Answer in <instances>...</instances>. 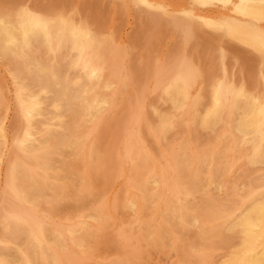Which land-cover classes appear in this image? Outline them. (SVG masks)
Wrapping results in <instances>:
<instances>
[{
	"label": "rangeland",
	"instance_id": "374dc122",
	"mask_svg": "<svg viewBox=\"0 0 264 264\" xmlns=\"http://www.w3.org/2000/svg\"><path fill=\"white\" fill-rule=\"evenodd\" d=\"M18 1L19 0H16V1L5 0V3H4V1L2 2V0H1L0 1V6H1L0 7V18L7 21L8 23H11L13 21V17L11 15V13H12L11 9L13 10V9L17 8L16 9L17 13H20V14L28 16V17H35V18L41 19L47 25H52V22H54L56 20L65 19L66 21L70 22L73 26L78 27L84 33H86L92 42H91V46L89 47L90 49H89L88 54L84 57L83 60H80V62L77 59L76 55L71 53L70 51H64L62 53L58 52V51L55 52L54 50H50V49L46 48L45 46H42L43 45L42 43H39V44L34 43L33 44L34 48L32 46H30L29 47L30 49L26 50L24 55H20L19 57L15 56V55H9L8 57L6 56L7 58H5L4 56L0 55V75H1L0 76L1 77L0 78V81H1L0 82V120H1L0 124L3 123L0 126V158L2 157V158H4V160H6L5 163L3 164L4 165L3 169L5 170L7 165L11 163V168L15 171L16 175H18L19 177H23L26 174L23 178L26 179L27 176L29 175L27 179H30L32 181L38 180V183L39 184L41 183L39 185V188H38L39 190L38 189L35 190L34 191L35 194H33L32 197L24 196L23 192L20 190L21 187L19 185L17 187L18 194H13L12 196L8 194L7 197H4L3 189H5V182H6L5 180L6 179H5V174L3 172L4 175L0 179L1 180V185H0V218H1L0 219V236H1L0 237V248H1L0 254L3 255L9 262H12L13 264L15 262H16L15 264H22L21 261H22L23 255L25 254L24 251L26 252L27 249L29 248L28 243H29L30 238H31L30 236L32 235V232L35 234H36V232H38L39 234L44 233L45 236H47V239L49 242V244L46 243L47 245H43V246L35 245L33 247L34 248L33 254H35L36 260H38L37 262H39L40 264H70V263L71 264H88V263L89 264L90 263L91 264H116V263L117 264H127V263H129V264H144V263L145 264L146 263L147 264H176V263L182 264L181 263L182 259L178 255L177 251H175V249L170 244L165 243V241H163L164 238H162V239L160 238L161 240L159 239L158 242L161 244H158L156 246H152V244L149 243L151 241H149V242L148 241L147 242L146 241H144V242L140 241V243H141L140 248H141V251L143 252V256L140 259L135 257L136 259L134 258V259H131L129 261H126L125 257L123 256V250H124L123 248H125V246H127V242L129 244V246H127V247H129L130 249H133L134 247L137 248V245H135V240H133V238L135 236H138V234H139L138 231H140L142 229H143L142 230L143 233L145 231H147V235L150 233L154 234V232L157 233L160 231H161L160 234L164 235V234H167L169 232V230L171 231V229L174 231H176V229H177L176 232H178L181 229V227H183V225L182 224L180 225V223L174 224L173 226H175V227L166 225L167 224L166 220L168 219L167 217H170V215H168V214L169 213L171 214L172 208H173L172 206L175 205L174 203H177V201H178L177 205L178 204L181 205V203L182 204L186 203L185 205H189L192 203V200H193V202L195 201V197L192 194V192L190 191V183L192 182V179L190 177H180V176L176 175L177 173L173 170L171 171L170 167H168V165L165 164L164 159H163V157L165 155L164 156H162V155L164 153L165 154L167 153L166 156H178V155H181L184 153L183 148H185V152H189V150H191V152H195L196 154H200L205 149L208 148L209 143L211 145V143L214 144L218 140L216 137H219V135H221V134H219L220 128H221L222 133L227 132L228 128L225 129V126H223L224 128H222V126H219L216 129V130H218V132L216 131V133H215V130L213 132L206 131V133H205V130H203L200 127V125H201L200 121H201V119H203L205 117L202 115H205L206 112L209 111V108H210L209 112H212L214 110L213 106L222 105L225 102L228 103V101L233 98V96H231V94L233 95V93L235 92L234 96L238 94L237 96H240L242 99H250V100L253 99L252 101L254 103L257 102L256 106L263 113V111H264V92H263L264 89H262V88L264 87V74H263L264 73V59H262V58L264 57V47H263L264 45H262V44H264L263 43L264 42V28H263L264 27V22H263L264 21L263 20V17H264V0H237V2H236V0H183L182 2H181V0L180 1L179 0H175V1L174 0H172V1L171 0H21L19 2V6H18ZM8 2H10V3H8ZM183 2H184V4H183ZM231 2H233V3L231 4ZM175 3H176V5H175ZM11 4L13 5V7ZM20 4H22V5H20ZM181 4L184 6H182ZM206 4H208V5H206ZM230 4L232 5V7ZM179 5H181V6H179ZM209 5H211V6H209ZM234 5H235V7H234ZM30 6H32V10H31V8L29 9ZM152 6H154V7H152ZM47 7H49L50 9L48 10ZM52 7H54V8L52 9ZM58 7H59V9H58ZM201 7H204L203 10L201 9ZM9 8H10V10H9ZM37 8L39 11H37ZM1 9L4 11H2ZM54 9L56 11H54ZM204 9H207V10H204ZM209 9L214 10V11L211 12V10H209ZM247 9L252 10L253 14L248 15V13L246 12ZM41 10L43 11V13L41 12ZM221 10H223V11H221ZM205 11H207V12H205ZM56 12H57V14H56ZM208 12H210V13H208ZM47 13H48V15H47ZM51 13H53V14H51ZM78 14H80V15L78 16ZM211 15H213V16H211ZM77 16H78V18H77ZM158 16H159V18H158ZM87 17H88V19H87ZM91 20H92V22L90 24ZM153 20H155V21H153ZM255 22L258 24H256L254 26L255 27L254 28L253 25L255 24ZM94 23H95V25H94ZM160 24L162 26H160ZM164 24H165V26H164ZM187 24H188V26H189V24L191 26L187 27ZM172 25H173V28H172ZM91 26L93 27V29ZM100 27H101V29H100ZM257 27H259V29H257ZM260 27H261V29H260ZM107 28H109V29H107ZM158 28H160V29H158ZM104 29H105V31H104ZM197 29H198V31H196ZM164 30L166 32H164ZM187 30H188V32H187ZM95 32H97V33H95ZM248 32H250L249 36H248ZM254 33H255V35H254ZM105 34H107V35H105ZM174 35H176V36H174ZM179 35H181V36H179ZM184 35H185V37H184ZM230 36H231V38H230ZM190 37H191V39H190ZM207 37H208V39H207ZM123 38L125 39V41ZM210 38H213V39H210ZM173 39H175V40H173ZM193 39H194V41H193ZM232 41H234L235 43ZM108 42H110V43H108ZM240 42H241V44H240ZM251 43L254 44L255 46L253 47V45H251ZM37 44H38V46H37ZM112 44H114V45H112ZM126 44H127V46H126ZM246 44H248L249 46L251 45L252 47H248V45H246ZM231 45H233V48ZM112 46H114L115 48ZM124 46L126 47V50H125ZM147 46H148V48H147ZM245 46L248 47L247 48L248 50L246 49ZM256 46H258V47H256ZM43 47H44V50H42ZM173 47H175V48H173ZM234 47H235V49H234ZM249 48H251V49L249 50ZM254 50H255V53H254ZM147 51H148V53H147ZM175 52H176V54H175ZM194 52H196V53H194ZM220 52H222V53H220ZM225 52H227L228 54ZM114 53H115V55H114ZM117 53H119V55ZM126 53H127V56L125 55ZM176 55H177V58H176ZM178 55H182L181 56L182 58H180V56H178ZM241 55H244V56H241ZM117 56H120L119 57L120 59ZM143 57L146 59L143 60ZM60 58H61V60H60ZM106 58H108V59H106ZM121 58L123 61L121 60ZM125 58H126V60H125ZM151 58H153V59H151ZM163 58H164V60H162ZM185 58H186V60H185ZM223 58H225V59H223ZM259 58L262 60H260ZM62 59H64V62ZM68 59H71V60H68ZM116 59H117V61H116ZM193 59H195L196 61ZM217 59H220V61H218ZM191 60H193V61H191ZM8 61H10V62H8ZM31 61L34 63H32ZM121 61H122V64L120 63ZM176 61H178V62H176ZM190 61L194 62V63H191ZM107 62H109V64ZM117 62H119L118 63L119 65H116ZM142 62H143V64H142ZM197 62H198V64H197ZM236 62H237V64H236ZM188 63H189V65H188ZM33 64L34 65L37 64V66L35 65L36 66L35 69L33 68ZM39 64H40V66H39ZM104 64H105V66H104ZM164 64H166L165 67H167V68L164 67ZM169 64H170V66H169ZM156 65H158L157 66L158 69H157ZM198 65H199V67H198ZM214 65H216V66L214 67ZM130 66H133V67H130ZM193 66H195V67H193ZM203 66H205V67H203ZM207 66H209V67H207ZM236 66H237V68H236ZM37 67L42 68L44 70L45 76L44 75L41 76L42 74H40L38 72ZM51 67H52V69H51ZM56 67H58V68H56ZM170 67H172V68H170ZM187 67H189V69ZM258 67H260V69ZM114 68H115V71H114ZM163 68H164V70H163ZM175 68H176V70H175ZM193 68L196 71H194ZM155 69H157V70L155 71ZM220 69H222V70L220 71ZM231 69H232V71H231ZM261 69H263V70H261ZM121 70H123V71H121ZM178 70H180V71H178ZM198 70H200V71H198ZM238 70L240 73H238ZM245 70H246V72H245ZM21 71H23V72L21 73ZM33 71H35V72H33ZM81 71H82V73H81ZM118 71H119V74H118ZM126 71H127V73H126ZM159 71H161V72H159ZM166 71H169V72L167 73ZM74 72H76V73H74ZM188 72H190L191 74L190 73L188 74ZM218 72H219V74H218ZM234 72H235V74H234ZM36 73H37V75H36ZM90 73L95 77V82L92 83L94 85L90 84L89 80H87L86 74L88 76H90ZM154 73H155V75H154ZM156 73H157V75H156ZM170 73H172V74H170ZM175 73H176V75H175ZM196 73H197V75H196ZM232 73L234 74L233 77L231 75ZM48 74L50 77L48 76ZM117 74H118V76H117ZM159 74H161V75H159ZM246 74H248V75H246ZM258 74H259V76H258ZM189 75H190V78H188ZM253 75H255V76H253ZM17 76L18 77L20 76V77L18 78ZM121 76H122V78L120 80ZM132 76H133V78H132ZM234 76H236V77H234ZM238 76H240V81L238 79L239 78ZM246 76H248L247 77L248 79L246 78ZM252 76L254 79L252 78ZM6 77L8 80L6 79ZM15 77H16V79H15ZM155 77H157V78H155ZM196 77H197V81H196ZM204 77H206V78H204ZM165 78H167V79H165ZM14 79H15V81H14ZM18 79L23 81L26 84V86L28 87V89L27 88L26 89L20 88V86L16 82V80H18ZM22 79H24V80H22ZM221 79H222V81H221ZM260 79L261 80L263 79V80L261 81ZM45 80H46V83H45ZM83 80H85V81H83ZM118 80H120V81L118 82ZM125 80H127V81H125ZM225 80H227V81L224 82ZM231 80H232V83L230 82ZM138 81H140V82L138 83ZM162 81H163V83H162ZM206 81L208 82V84ZM220 81H221V83H220ZM241 81L243 82L242 84H241ZM247 81H249V84ZM131 82H132V84H131ZM169 82H171V83L169 84ZM196 82H198V83H196ZM199 82H202V83H199ZM205 82H206V84H204ZM253 82H254V84H252ZM259 82L260 83L263 82V84L262 83L260 84ZM59 83H61V84H59ZM129 83H130V86H129ZM1 84H3V86ZM79 84H80V86H79ZM182 84L184 85V87ZM221 84H222V86H220ZM236 84H237V86H236ZM43 85L46 86V89H44V93L42 94V98H43L42 102L44 101L43 106L45 109L48 108V110L44 111V109H43L44 112H42V114L39 117H37V119L35 120V123H33V125H31L30 124L31 119H29V115H30L32 107H34L36 104L33 105L32 102L27 101V100H23V101H19V100L21 99L22 96L25 97L29 90L30 91H36L39 86L41 87ZM65 85H66V88H64ZM255 85L258 87H255ZM67 86H69V87H67ZM91 86H93V87H91ZM94 86L96 89L94 88ZM116 86H118V87H116ZM134 86H135V88H134ZM145 86H146V91H145ZM200 86H203V87L200 88ZM229 86L231 89L229 88ZM232 86H233V88H232ZM246 86H248V87H246ZM40 87L38 89H40ZM49 87H51V88H49ZM88 87H89V89H88ZM175 87H176V89H175ZM184 88L188 94L190 102L192 103L194 108L199 112L196 113L194 109H190V111H189L188 108L186 110H185V108H182L180 106V104L182 105L183 101H181L180 99L174 98V102L172 104L166 102V100H168L167 94H168V96H170V94L171 95L175 94V92L177 90L183 91ZM196 88H198V89H196ZM248 88H249V90H248ZM91 89L92 90L95 89L96 91H91ZM121 89H123V90L120 91ZM128 89H130V90L128 91ZM134 89H135V91H134ZM189 89L192 91H190ZM224 89H225L226 93H225V91H223ZM232 89H233V91H232ZM52 90H54L53 93H52ZM136 90H137V92H136ZM171 90H173V93H171L172 92ZM238 90L240 91V93L242 95L239 93ZM241 90H242V92H241ZM160 91H162V94ZM219 91H220V94H219ZM228 91H231V92H228ZM100 92L103 94H99ZM109 92H110V94L111 93L112 94L110 95ZM257 92H259V93H257ZM10 93H12V94L10 95ZM93 93L96 97L93 95ZM207 93H209V94H207ZM125 94H126V96H125ZM128 94H131V95L129 96ZM141 94H142V96H141ZM156 94H158V96ZM191 94H193V96ZM250 94H251V97H250ZM89 95H91V96L93 95L92 96L93 103L95 102L94 104L91 102L93 104L92 108H89V102L90 101H87V99H88L87 97ZM109 95H110V97H109ZM61 96H62V99H61ZM84 96H86V102H87L86 104H84V101H83ZM131 96H132V98H131ZM133 96H135L136 98H134ZM220 96H221V98H219ZM230 97H232V98H230ZM252 97H254V98H252ZM11 98H13V99H11ZM81 98H82V100H81ZM201 98L204 100L202 101ZM213 98H215V100ZM194 99H195V102H194ZM219 99H220V101H219ZM222 99H223V101H221ZM6 100H7V102H5ZM26 101H27V103H26ZM63 101H65L63 103L64 105L62 104ZM102 102L103 103L105 102V103L103 104ZM165 102H166V105H165ZM212 102H213V104H212ZM131 103H132L133 108L131 107ZM11 104H12V107H10ZM163 104H164V107H163ZM62 105L64 107H62ZM110 105H112V106H110ZM200 105L202 107H200ZM193 106H192V108H193ZM76 107H78V108H76ZM79 107H80V109H79ZM149 107H150V109H149ZM156 107H157V109H156ZM180 107H181V109H180ZM143 108H144V110H143ZM152 108H155V109H153L154 111L151 110ZM176 108H178V109H176ZM129 109H130V111H129ZM134 109H135V111H134ZM141 109H142V111H141ZM79 110H81V111H79ZM177 110H179V112H178L179 114L178 113L176 114L177 119H176V116L174 118L171 117L170 119H169V116H166L167 113L169 114L170 112H172V111L175 112ZM49 111H51V112L49 113ZM4 112H5V115H4ZM143 112H144V114H143ZM147 112L149 113V115L147 114ZM163 112H165V113H163ZM192 112L194 114H192ZM107 113H108V115H107ZM181 113H182V116L180 115ZM52 114L54 117H50V116H52ZM72 114H74L75 117ZM103 114L106 115V117ZM185 114L187 115L188 119L185 116ZM195 114L197 115V118H196ZM44 115L45 116L47 115L48 117L47 116L44 117ZM70 115L72 116L73 119L70 117ZM77 115H79V116H77ZM132 115H133V117H132ZM138 115H139V117H138ZM13 116H14V119H13ZM93 116H94V118H93ZM142 116L144 119L142 118ZM161 116H162V118H161ZM232 116H233L232 121H234L235 118L237 117V115L233 114ZM99 117H100V119H99ZM164 117L166 118V120ZM183 117H185L184 120H183ZM10 118H11V120H9ZM53 118H54V120H53ZM132 118L133 119L135 118V120L133 121ZM224 118L228 119L229 116L225 115ZM3 119L5 120V122L2 121ZM12 119H13V121H12ZM102 119H103V121H102ZM129 119H130V121H129ZM185 119H186V122H185ZM67 120H68V122H66ZM101 121H102V123H101ZM172 121H174L175 124ZM177 121H179V122H177ZM191 121H192V123L189 124ZM20 122H21V124H20ZM46 122H48V123H46ZM131 122H133L135 125L131 124ZM168 122H169V124H168ZM5 123L8 126L5 125ZM12 123H14V124H12ZM55 123H56V126H55ZM85 123H87L88 126H87V124L85 125ZM120 123H121V125H120ZM163 123H164V125H163L164 128L160 129L161 127H163L162 126ZM176 123H178V125ZM179 123H181V124H179ZM11 124H12V126H11ZM41 124H43V125H41ZM130 124H131L132 128L130 127ZM150 124H152V125H150ZM186 124H189V127ZM34 125H35V127H34ZM124 125H125L126 129L124 128ZM175 125H177V126H175ZM72 126H73V128H72ZM77 126H78V128H77ZM153 126H154V128H153ZM179 126L180 127L182 126V127L180 128ZM194 126L196 128H194ZM8 127H9V129H7ZM157 127H158V129H157ZM31 128L34 129L36 132L39 131L40 132L39 134H42L44 132L45 133L48 132L49 133L48 139L46 140V143H43L44 145L39 144V145L35 146L34 148H32L33 150L31 149V150H27V151H21V150H19L18 145H20V143L25 139V137L27 135L32 133ZM66 128H67V130H66ZM175 128H177V130ZM184 128H185V133H183ZM57 129H58V131H56ZM59 129H61V131H59ZM96 129H97V131H96ZM154 129H157V132ZM197 129L199 131V136H197V134H198ZM8 130H9V132H8ZM113 130H115V131H113ZM136 130H137V132H136ZM178 130H179V133H178ZM134 131H135V133H134ZM159 131L161 133H158ZM164 131H165V133H164ZM169 131L172 135L169 133ZM81 132L84 135H82ZM111 132H113V133L111 134ZM202 132L204 135H207V137L204 136L202 134ZM68 133H70V134H68ZM87 133H88V135H86ZM94 133H96L95 134L96 137L94 136ZM147 133L149 135H147ZM207 133H209V134H207ZM10 134H12V135H10ZM175 134H177V135H175ZM183 134H184V136H183ZM200 134L202 135V137H200ZM211 134H213V136H215V137H211ZM217 134H219V135H217ZM121 135H122V137H121ZM126 135L127 136L129 135L128 138H126L127 137ZM10 136L12 137V141L10 140ZM137 136H139V137H137ZM162 136H163V138H162ZM6 137H7V139H6ZM172 137H174V138H172ZM182 137H184V138L186 137L189 142L186 140V138L183 139ZM36 138H38V136H36ZM81 138L82 139L84 138V139L81 140ZM131 138H133V139L131 140ZM202 138H204V139L202 140ZM138 139H140L139 140L140 143H139ZM149 139H151V141ZM164 139H165V141H164ZM181 139H182V141H181ZM75 140H76V142H75ZM104 140H105V142H104ZM136 140L138 141L139 145H137L138 143L136 142ZM144 140H145V142H144ZM178 140H179V142H178ZM183 140H184V142H183ZM208 140H210V141L208 142ZM59 141H61V142H59ZM79 141H80V143H79ZM123 141H126V142H123ZM201 141H202V144H201ZM203 141H204V144H203ZM2 143H3V145H2ZM88 143H89V146H88ZM171 143H172V146H171ZM183 143H184L185 147H184ZM74 144H76V145L78 144V146L76 147V145H74ZM140 144H142L144 146V148L142 146H140ZM159 144L161 147L159 146ZM7 145H9V148ZM72 145H74V146H72ZM86 145H87V147H86ZM126 145L128 146V149H127L128 151L126 150V148H127ZM148 145H149V147H148ZM163 145H165V146L163 147ZM57 146L59 147V149ZM110 146H111V148H110ZM136 146L140 150L136 149L137 148ZM196 146H197V148H196ZM178 147L180 148V150H178L179 149ZM69 148H70V150H69ZM91 148H93V149H91ZM200 148L201 149L203 148V149L201 150ZM77 149H78V151H77ZM152 149H154V150H152ZM52 150L54 152H52ZM56 150H59L58 151L59 153ZM62 150H63V152H62ZM72 150L74 153L72 152ZM87 150L89 151L88 153H87ZM91 150L93 152L92 154H91ZM148 150L150 151V153ZM5 151H7V153ZM60 151H61V153H60ZM153 151H155V153ZM132 152H134V153H132ZM159 152H160V154H159ZM11 153H13V154H11ZM19 153H21V154H19ZM32 153H33V155H32ZM47 153L48 154L51 153L50 154L51 156L52 155H55V156L51 157L50 155H45ZM68 153H70V154H68ZM76 153H78V154H76ZM126 153H127V155L131 154L130 155L131 157H129V155L126 156ZM244 153H247V152L244 151ZM84 154L87 155L86 158L84 157V156H86ZM72 155H74V156H72ZM76 155L78 157L79 156L80 157L77 158ZM90 155H93V156L91 157ZM149 155H151V157ZM50 157H51V159L55 158V157H58L59 159L61 158L60 159L61 161L57 160L59 163L58 164L56 163L59 168L55 165H50V164L48 165V161L51 160V159H49ZM74 157H76V159ZM134 157H136V158H134ZM106 158H108V160ZM148 158L152 159L153 162L158 167H161L158 170H155L156 172L154 171L152 173L153 176L151 174L149 175L150 176L149 180H151V182H153V180L158 181V184H157L158 188L156 189L157 186H155L153 190H154V194L159 196V200H157L156 202L150 203L149 206H151V207L148 206L147 210H145L144 213H141L140 210L138 209V206L140 204L142 195L140 192L137 191V189L134 188V186H132L130 178L133 179V174L136 170V167L138 166L137 164H139L141 161L148 159ZM155 158L157 159V161L154 160ZM21 159L23 162L20 161ZM55 159H52V160H55ZM85 159H87V160H85ZM102 159H103V161H102ZM123 159H125V160H123ZM136 159H137V161H136ZM65 161H66V163H64ZM101 161H102V164H101ZM125 161H126V163H125ZM24 162H26V163H24ZM157 162H159V163L157 164ZM129 163H131L132 165H129ZM235 163H236L235 170H237V171H235L233 173L234 177L231 176V177H233V178H231L232 180H235L239 177V174H240L239 170L242 169L241 165L243 166L244 162H243L242 158L241 159L239 158L236 160ZM108 164H110V165H108ZM116 164H117V166H116ZM123 165L127 168L123 167ZM52 166H54V170L56 169L55 171H57V172H55L53 170ZM65 166H66V168H65ZM60 167H61V170H60ZM83 168H85V169L83 170ZM120 168L122 169L121 172H120ZM163 169H165V170H163ZM19 170H20V172H18ZM127 170H129L128 172H130V173H128ZM259 170L255 171V173L251 175L250 181H253L254 177L264 175V170L263 169H259ZM169 171H171V172H169ZM63 172L64 173L66 172V173L63 174ZM82 172H84L85 174H83ZM86 172H88V174ZM122 172H123V174H122ZM236 172H238V174ZM49 173H51V174H49ZM57 173H58V175H57ZM78 173H80V174H78ZM167 173H169V174H167ZM62 174H63V178L61 177ZM69 174L73 175L74 178H76L77 180L74 179ZM38 175L39 176L41 175V176L39 177ZM78 175H80L81 177ZM82 175H84L85 179ZM86 175H88V178H86L87 177ZM123 175L125 176L124 179H123V177H124ZM162 175H165V176H162ZM175 175L177 178L175 177ZM90 176H91V178H90ZM197 176L199 177V174ZM197 176L194 179L198 178ZM207 176H205V177L206 178L210 177L209 174H207ZM41 177H42V179H41ZM50 177H52V178H50ZM53 177L56 180H54ZM69 177H71L72 179L70 180ZM45 178H47V180ZM115 178H116V181H115ZM127 178H129V179H127ZM57 179L59 181H57ZM86 179H94L95 180V185L98 188V192L94 193L93 195L86 194V191L88 190V187H85V186H88V184H87L88 181ZM72 180H75V181H72ZM78 180L81 181V183ZM85 180H86V182H85ZM163 180H165V181H163ZM63 181L66 183L64 184ZM44 182H45V184H44ZM51 182H52V184H51ZM72 182L73 183L75 182V184H73ZM76 182H78L80 187ZM186 183L188 186L186 185ZM83 184H84V186H83ZM161 185L162 186L164 185V186L162 187ZM1 186H3V187H1ZM55 186H59V187H57V190L55 189ZM184 186H185V188H184ZM48 187L49 188L52 187V189H49ZM71 187L73 190L71 189ZM111 187H112V189H111ZM131 187H133V188H131ZM261 187L263 188L264 186H261ZM40 188H42V189H40ZM43 188L46 189V191ZM69 188H70V190H69ZM115 188H116V190H115ZM164 188H166V189H164ZM178 188H180V189H178ZM181 188H182V190H181ZM133 189L135 190V192H133L134 191ZM58 190L60 193L58 192ZM183 191L184 192L187 191V192L184 193ZM37 192H39V193H37ZM40 192H41V194H40ZM69 192L71 194L64 196V195H66V193H69ZM82 192H84V194ZM213 192L214 191L212 189V193ZM9 193L12 194L11 192H9ZM182 194H183V197H182ZM121 195H122V198H121ZM177 195H180V196L178 197ZM35 196L37 197L36 199H35ZM55 196H56V199L58 201L57 200L55 201V199L53 200V198ZM73 196H74V198H73ZM38 197L42 198V199H39ZM63 197L65 198L66 201L64 200ZM86 197H87V199L85 200ZM170 197H172V198H170ZM225 197H226V195L223 194L222 198H225ZM6 198L9 200H7ZM43 198L46 200H44ZM71 198H72V201H71ZM32 199H33V201H32ZM50 199H52V201ZM69 199H70L71 203L68 202ZM34 200H35V202H34ZM189 200H191V201L189 202ZM12 201L15 203H13ZM36 201H38V203ZM41 201H42V204H41ZM46 201H48V202H46ZM7 202L9 204H7ZM52 202L55 203V205ZM179 202H181V203H179ZM124 203H125V205H124ZM163 203L164 204L166 203V204L164 205ZM73 204L76 206H74ZM117 204H118V206H121L124 209V210L120 209L119 212H117L118 215L120 214L119 215L120 217L117 215L119 218L117 216H114L117 213L113 207H115ZM167 204H169L170 206ZM21 205L23 208L21 207ZM40 205H41V207H40ZM61 205L64 207H62ZM87 205L88 206L90 205V206L88 207ZM49 206H51L52 208ZM154 207H157V208H155V210H154ZM169 207H171V208H169ZM29 208H31V209H29ZM53 208H55V209L58 208V209L55 210ZM35 209H36V211L34 212L33 210H35ZM129 209L131 212L129 211ZM133 209L135 211L136 210L137 211L135 212ZM59 210H61V212L62 211L63 212L58 213V212H60ZM87 210H89V211H87ZM156 210L158 212H155ZM5 211H6V213H5ZM19 211H21L23 213H21ZM85 211L87 212V214H84ZM107 211L109 213H107ZM166 211H168V212H166ZM27 213H29L28 216H27ZM35 213H36V215H35ZM98 213L101 215H99ZM30 214L34 215V216H32L33 218H31ZM80 214H82V215H80ZM92 214H94V215H92ZM105 214H107V215H105ZM110 214L112 215V217ZM141 214L143 215L142 217H141ZM43 215H45L46 217ZM67 215H68V218H67ZM159 215H160L162 221L159 220ZM80 216H82V217H80ZM122 216H124V217H122ZM131 216L134 219H131L132 218ZM224 216L226 217V215H224ZM78 217H80V218L78 219ZM87 217L93 218V220L89 219L88 229L86 230V229H83V226L81 224H84V222H86V220L88 219ZM94 217H96V218L94 219ZM147 217H149V218H147ZM24 218H26L27 220H25ZM29 218L31 221L29 220ZM40 218H41V220H40L41 223L36 221V220H39ZM114 218L117 220L113 222ZM124 218H126V219H124ZM135 218H137V219H135ZM142 218H144V219L142 220ZM165 218H166V220H165ZM100 219H101V221H99ZM102 219H103V222H102ZM118 219H120V220H118ZM42 220H43V222H42ZM79 220L81 222H79ZM94 220H96V221H94ZM156 220L159 221V223ZM70 221H73L74 223L70 222ZM76 221L78 224L76 223ZM130 221H132V222H130ZM54 222L56 224H54ZM67 222L70 226L68 224H67V226L65 225V223H67ZM135 222H136L135 227H137L138 230L137 231L134 230L131 235H130V233H127L126 234L127 236H125V238L119 239L117 231H116L118 229V227L120 228L121 225L122 226L123 225L132 226L131 224H134ZM139 222L141 223L140 225L138 224ZM150 222L152 225L150 224ZM154 222H155V224L157 223L158 225L157 224L155 225ZM50 223H52V227H54L53 229H52V227L50 229V226H51ZM72 223H73V225H72ZM96 223H98V224L96 225ZM106 223H108V224L111 223L109 225L110 227L107 226L108 224H106ZM120 223H122V224H120ZM20 224H21V226H20ZM30 224H32V225H30ZM90 224H91V226H90ZM149 224L151 226H149ZM95 225L97 228L94 227ZM113 225H115V226L112 227ZM138 225L142 228L139 229L140 227ZM147 226H148V228H147ZM156 226L158 228L157 232L155 230ZM162 226H163V228H162ZM167 226H169L168 229H167ZM44 227H45V232L43 229ZM81 227L83 230L78 231V229H81ZM46 228H47V230H46ZM169 228H171V229H169ZM174 228H176V229H174ZM19 229L22 232H20ZM96 229H97V231H96ZM98 229H100V230L98 231ZM109 229L112 231H110ZM148 229H149V231H148ZM17 230L19 231V233ZM13 231H14V233H13ZM101 231H103V232H101ZM152 231H154V232H152ZM49 232H51L52 234ZM110 232L112 233V236H111ZM99 233L102 235H100ZM65 234H67V235H65ZM51 235H54V236H51ZM104 235H106L107 237ZM147 235H146V237L148 238ZM49 236H50V238H48ZM57 236L59 237V239H57L58 238ZM61 236H62L63 240L61 239ZM8 237H9V240H8ZM65 237H66V239H64ZM22 238H23V240H22ZM53 238H54V241H53ZM67 238L69 239V242L67 241ZM56 239H57V241H56ZM76 240H77V242L75 243ZM84 240L87 241L86 247L84 248V250L86 251L85 254L82 253L81 248H79V246H78ZM55 243H57L58 246ZM98 243H99L100 247L98 246ZM130 243H132L133 247ZM187 243H191V242L187 241ZM18 244L19 245L21 244L20 247H18L19 246ZM25 244L27 247L25 246ZM67 244H69L70 246L69 245L67 246ZM102 244L105 246H103ZM52 246H54V247H52ZM8 247H10V248H8ZM44 247H46L47 249ZM55 247H57V248H55ZM70 247H72V248H70ZM145 247H146V249H145ZM68 248L71 250H69ZM161 248H162V250H161ZM9 250H11L13 252L10 253L11 251L9 252ZM89 250H91V251H89ZM171 250H172V252H171ZM49 251H50V253H49ZM192 251H193V253H192ZM192 251L190 252L191 255H193L192 261L190 263L186 261V264H191V263L197 264L198 260L201 261L203 259V257L201 256L202 255L201 250H192ZM2 252H4V253H2ZM77 252L78 253L81 252V254H78ZM88 252H90V253H88ZM211 252H213V251H211ZM211 252H210V254H212ZM56 253H58L57 255L59 257L56 255ZM47 254H49V255L47 256ZM50 254H51V257H49ZM176 254L178 255V257ZM73 255H74V257H73ZM79 255H81V256H79ZM56 256H57V258H56ZM99 256H100V258H99ZM103 256H104V258H103ZM58 258H59V260H58ZM52 259H54V260H52ZM138 259L141 261H139ZM142 259H144V260H142ZM172 260H175V262H173ZM47 261H49V262H47ZM202 263H203V261H201L199 264H202Z\"/></svg>",
	"mask_w": 264,
	"mask_h": 264
},
{
	"label": "bare ground",
	"instance_id": "6f19581e",
	"mask_svg": "<svg viewBox=\"0 0 264 264\" xmlns=\"http://www.w3.org/2000/svg\"><path fill=\"white\" fill-rule=\"evenodd\" d=\"M1 1V0H0ZM4 1V3H5V0H2V2ZM7 1H13V0H7ZM14 1H16V0H14ZM21 0H19L18 1V6H19V2H20ZM172 1V0H171ZM175 1V0H174ZM180 1V0H179ZM183 0H181V2H182ZM1 2V3H2ZM236 2H237V0H236ZM3 3V4H4ZM8 3H10V2H8ZM224 3V2H223ZM233 2H231V4H232ZM183 4H184V2H183ZM209 4V3H208ZM208 4H206V5H208ZM230 4V5H231ZM2 5V4H1ZM5 5V4H4ZM12 5V4H11ZM20 5H22V4H20ZM175 5H176V3H175ZM182 5V4H181ZM181 5H179V6H181ZM182 6H184V5H182ZM209 6H211V5H209ZM1 7V6H0ZM4 7V6H3ZM10 7V6H9ZM12 7H13V5H12ZM42 7V6H41ZM152 7H154V6H152ZM151 7V8H152ZM162 7V6H161ZM174 7V6H173ZM176 7V6H175ZM216 7V6H215ZM231 7H232V5H231ZM234 7H235V5H234ZM19 8V7H18ZM31 8V10H32V6H30L29 7V9ZM43 8V7H42ZM46 8V7H45ZM54 7H52V9H53ZM163 8V7H162ZM203 8L204 7H201V9L203 10ZM210 8V7H209ZM213 8V7H212ZM5 9V8H4ZM8 9V8H7ZM17 8H15V9H11V15H12V17H13V21L11 22V23H8L7 21H5V20H3V19H1L0 18V55H2V56H4L5 58H7L9 55H15V56H17V57H19L20 55H24V53H25V51L26 50H28V49H30L29 47L30 46H32L33 47V44L34 43H42L43 45L42 46H45L46 48H48V49H50V50H54L55 52L56 51H58V52H64V51H70L71 53H73V54H75L76 55V57H77V59L79 60V62H80V60H83L84 59V57L88 54V52H89V47L91 46V39L89 38V36H87V34L86 33H84L81 29H79L78 27H76V26H73L70 22H68V21H66L65 19H62V20H56V21H54V22H52V25H47L45 22H43L41 19H38V18H35V17H28V16H25V15H22V14H20V13H17V10H16ZM47 9L49 10L50 8L49 7H47ZM58 9H59V7H58ZM67 9V8H66ZM158 9V8H157ZM178 9V8H177ZM182 9V8H181ZM187 9V8H186ZM221 9V8H220ZM229 9V8H228ZM2 10V9H1ZM9 10H10V8H9ZM36 10V9H35ZM63 10V9H62ZM143 10V9H142ZM160 10V9H159ZM167 10V9H166ZM174 10V9H173ZM193 10V9H192ZM204 10H207V9H204ZM209 10H211V9H209ZM208 10V11H209ZM2 11H4V10H2ZM37 11H39L38 10V8H37ZM47 11V10H46ZM54 11H56L55 9H54ZM53 11V12H54ZM162 11V10H161ZM199 11V10H198ZM214 10H211V12H213ZM221 11H223V10H221ZM225 11V10H224ZM228 11V10H227ZM41 12L43 13V11L41 10ZM48 12V11H47ZM79 12V11H78ZM168 12V11H167ZM197 12V11H196ZM205 12H207V11H205ZM229 12V11H228ZM246 12L248 13V15H252L253 14V11L252 10H250V9H247L246 10ZM10 13V12H9ZM55 13V12H54ZM60 13V12H59ZM80 13V12H79ZM179 13V12H178ZM208 13H210V12H208ZM219 13V12H218ZM223 13V12H222ZM51 14H53V13H51ZM56 14H57V12H56ZM67 14V13H66ZM173 14V13H172ZM258 14V13H257ZM47 15H48V13H47ZM80 14H78V16H79ZM82 15V14H81ZM148 15V14H147ZM150 15V14H149ZM195 15V14H194ZM199 15V14H198ZM225 15V14H224ZM227 15V14H226ZM263 15V14H262ZM78 16H77V18H78ZM86 16V15H85ZM209 16V15H208ZM211 16H213V15H211ZM223 16V15H222ZM228 16V15H227ZM54 17V16H53ZM56 17V16H55ZM226 17V16H225ZM85 18V17H84ZM158 18H159V16H158ZM228 18V17H227ZM238 18V17H237ZM75 19V18H74ZM87 19H88V17H87ZM176 19V18H175ZM81 20V19H80ZM86 20V19H85ZM160 20V19H159ZM158 20V21H159ZM165 20V19H164ZM263 20H264V17H263ZM75 21V20H74ZM79 21V20H78ZM88 21V20H87ZM95 21V20H94ZM152 21V20H151ZM150 21V22H151ZM153 21H155V20H153ZM166 21V20H165ZM168 21V20H167ZM187 21V20H186ZM81 22V21H80ZM86 22V21H85ZM91 22H92V20L90 21V24H91ZM161 22V21H160ZM260 22V21H259ZM264 22V21H263ZM97 23V22H96ZM155 23V22H154ZM159 23V22H158ZM157 23V24H158ZM169 23V22H168ZM191 23V22H190ZM194 23V22H193ZM86 24V23H85ZM88 24V23H87ZM99 24V23H98ZM252 24V23H251ZM256 24H258V23H256L255 22V24L253 25V27L256 25ZM94 25H95V23H94ZM194 25V24H193ZM214 25V24H213ZM88 26V25H87ZM160 26H162L161 24H160ZM164 26H165V24H164ZM189 26H191L190 24H189ZM188 26V24H187V27H189ZM251 26V25H250ZM92 27V26H91ZM106 27V26H105ZM186 27V28H187ZM201 27V26H200ZM263 27V26H262ZM167 28V27H166ZM172 28H173V25H172ZM199 28V27H198ZM255 28V27H254ZM264 28V27H263ZM92 29H93V27H92ZM100 29H101V27H100ZM107 29H109V28H107ZM158 29H160V28H158ZM176 29V28H175ZM178 29V28H177ZM188 29V28H187ZM194 29V28H193ZM192 29V30H193ZM202 29V28H201ZM257 29H259V27H257ZM260 29H261V27H260ZM169 30V29H168ZM186 30V29H185ZM191 30V31H192ZM205 30V29H204ZM210 30V29H209ZM250 30V29H249ZM94 31V30H93ZM96 31V30H95ZM104 31H105V29H104ZM179 31V30H178ZM195 31V30H194ZM196 31H198V29L196 30ZM251 31V30H250ZM256 31V30H255ZM260 31V30H259ZM108 32V31H107ZM114 32V31H113ZM164 32H166L165 30H164ZM169 32V31H168ZM184 32V31H183ZM187 32H188V30H187ZM254 32V31H253ZM95 33H97V32H95ZM115 33V32H114ZM172 33V32H171ZM185 33V32H184ZM194 33V32H193ZM196 33V32H195ZM200 33V32H199ZM215 33V32H214ZM221 33V32H220ZM249 33L250 32H248V36H249ZM169 34V33H168ZM179 34V33H178ZM182 34V33H181ZM187 34V33H186ZM201 34V33H200ZM225 34V33H224ZM105 35H107V34H105ZM114 35V34H113ZM155 35V34H154ZM158 35V34H157ZM170 35V34H169ZM199 35V34H198ZM206 35V34H205ZM221 35V34H220ZM219 35V36H220ZM223 35V34H222ZM226 35V34H225ZM254 35H255V33H254ZM171 36V35H170ZM174 36H176V35H174ZM179 36H181V35H179ZM178 36V37H179ZM119 37V36H118ZM184 37H185V35H184ZM193 37V36H192ZM196 37V36H195ZM210 37V36H209ZM213 37V36H212ZM251 37V36H250ZM156 38V37H155ZM176 38V37H175ZM194 38V37H193ZM230 38H231V36H230ZM257 38V37H256ZM124 39V38H123ZM180 39V38H179ZM190 39H191V37H190ZM202 39V38H201ZM207 39H208V37H207ZM210 39H213V38H210ZM216 39V38H215ZM240 39V38H239ZM173 40H175V39H173ZM172 40V41H173ZM217 40V39H216ZM111 41V40H110ZM124 41H125V39H124ZM177 41V40H176ZM192 41V40H191ZM193 41H194V39H193ZM214 41V40H213ZM220 41V40H219ZM180 42V41H179ZM232 42H234V41H232ZM238 42V41H237ZM236 42V43H237ZM245 42V41H244ZM102 43V42H101ZM108 43H110V42H108ZM119 43V42H118ZM121 43V42H120ZM159 43V42H158ZM176 43V42H175ZM183 43V42H182ZM185 43V42H184ZM235 43V42H234ZM247 43V42H246ZM249 43V42H248ZM264 43V42H263ZM38 44H37V46H38ZM116 44V43H115ZM168 44V43H167ZM201 44V43H200ZM210 44V43H209ZM218 44V43H217ZM227 44V43H226ZM240 44H241V42H240ZM239 44V45H240ZM245 44V43H244ZM112 45H114V44H112ZM205 45V44H204ZM228 45V44H227ZM246 45H248V44H246ZM251 45H253V47L255 46L254 44H252L251 43ZM249 46L248 45V47H252V46ZM262 45H264V44H262ZM35 46V45H34ZM111 46V45H110ZM109 46V47H110ZM126 46H127V44H126ZM174 46V45H173ZM180 46V45H179ZM182 46V45H181ZM184 46V45H183ZM190 46V45H189ZM199 46V45H198ZM230 46V45H229ZM232 46V48H233V45H231ZM242 46V45H241ZM112 47H114V46H112ZM125 47V46H124ZM222 47V46H221ZM220 47V48H221ZM243 47V46H242ZM246 47V46H245ZM244 47V48H245ZM248 47H246V49L248 48ZM256 47H258V46H256ZM264 47V46H263ZM262 47V48H263ZM34 48V47H33ZM115 48V47H114ZM129 48V47H128ZM127 48V49H128ZM147 48H148V46H147ZM173 48H175V47H173ZM205 48V47H204ZM131 49V48H130ZM186 49V48H185ZM202 49V48H201ZM223 49V48H222ZM227 49V48H226ZM234 49H235V47H234ZM251 48H249V50H250ZM259 49V48H258ZM42 50H44V47H43V49ZM125 50H126V47H125ZM144 50V49H143ZM169 50V49H168ZM178 50V49H177ZM176 50V51H177ZM197 50V49H196ZM208 50V49H207ZM248 50V49H247ZM263 50V49H262ZM123 51V50H122ZM146 51V50H145ZM165 51V50H164ZM203 51V50H202ZM238 51V50H237ZM240 51V50H239ZM128 52V51H127ZM190 52V51H189ZM234 52V51H233ZM244 52V51H243ZM242 52V53H243ZM252 52V51H251ZM250 52V53H251ZM121 53V52H120ZM125 53V52H124ZM145 53V52H144ZM147 53H148V51H147ZM194 53H196V52H194ZM193 53V54H194ZM220 53H222V52H220ZM225 53H227V52H225ZM238 53V52H237ZM254 53H255V50H254ZM118 55H119V53H117ZM123 54V53H122ZM175 54H176V52H175ZM192 54V55H193ZM224 54V53H223ZM228 54V53H227ZM114 55H115V53H114ZM126 56H127V53L125 54ZM140 55V54H139ZM153 55V54H152ZM165 55V54H164ZM173 55V54H172ZM191 55V54H190ZM195 55V54H194ZM203 55V54H202ZM240 55V54H239ZM245 55V54H244ZM244 55H241V56H244ZM248 55V54H247ZM260 55V54H259ZM7 56V57H6ZM70 56V55H69ZM123 56V55H122ZM150 56V55H149ZM175 56V55H174ZM178 56H180V58H182L181 56L182 55H178ZM229 56V55H228ZM249 56V55H248ZM263 56V55H262ZM261 56V57H262ZM63 57V56H62ZM112 57V56H111ZM118 58L120 57V56H117ZM246 57V56H245ZM259 57V56H258ZM58 58V57H57ZM67 58V57H66ZM113 58V57H112ZM130 58V57H129ZM134 58V57H133ZM176 58H177V55H176ZM218 58V57H217ZM228 58V57H227ZM31 59V58H30ZM55 59V58H54ZM106 59H108V58H106ZM120 59V58H119ZM144 59H146V58H144L143 57V60ZM151 59H153V58H151ZM223 59H225V58H223ZM260 59V58H259ZM262 59H264V57L262 58ZM262 59H260V60H262ZM60 60H61V58H60ZM63 60V62H64V59H62ZM68 60H71V59H68ZM121 60H122V58H121ZM125 60H126V58H125ZM129 60V59H128ZM132 60V59H131ZM130 60V61H131ZM155 60V59H154ZM162 60H164V58L162 59ZM161 60V61H162ZM185 60H186V58H185ZM193 60H195V59H193ZM193 60H191V61H193ZM212 60V59H211ZM210 60V61H211ZM218 61H220V59H217ZM241 60V59H240ZM239 60V61H240ZM11 61V60H10ZM10 61H8V62H10ZM19 61V60H18ZM30 61V60H29ZM28 61V62H29ZM106 61V60H105ZM108 61V60H107ZM116 61H117V59H116ZM123 61V60H122ZM122 61L120 62L121 64H122ZM159 61V60H158ZM181 61V60H180ZM190 61V62H191ZM196 61V60H195ZM216 61V60H215ZM248 61V60H247ZM32 62V61H31ZM78 62V63H79ZM99 62V61H98ZM132 62V61H131ZM176 62H178V61H176ZM225 62V61H224ZM228 62V61H227ZM226 62V63H227ZM263 62V61H262ZM16 63V62H15ZM32 63H34V62H32ZM57 63V62H56ZM108 64H109V62H107ZM115 63V62H114ZM119 62H117L116 63V65H119L118 64ZM149 63V62H148ZM172 63V62H171ZM175 63V62H174ZM183 63V62H182ZM191 63H194V62H191ZM6 64V63H5ZM71 64V63H70ZM106 64V63H105ZM105 64H104V66H105ZM126 64V63H125ZM129 64V63H128ZM142 64H143V62H142ZM153 64V63H152ZM158 64V63H157ZM197 64H198V62H197ZM216 64V63H215ZM236 64H237V62H236ZM11 65V64H10ZM13 65V64H12ZM25 65V64H24ZM28 65V64H27ZM36 66H37V64H35ZM34 64H33V68L35 69V66ZM113 65V64H112ZM124 65V64H123ZM155 65V64H154ZM153 65V66H154ZM159 65V64H158ZM158 65H156V67L158 66ZM165 65L166 64H164V67H165ZM172 65V64H171ZM179 65V64H178ZM186 65V64H185ZM188 65H189V63H188ZM219 65V64H218ZM241 65V64H240ZM14 66V65H13ZM19 66V65H18ZM17 66V67H18ZM32 66V65H31ZM39 66H40V64H39ZM90 66V65H89ZM107 66V65H106ZM151 66V65H150ZM169 66H170V64H169ZM216 65H214V67H215ZM229 66V65H228ZM243 66V65H242ZM99 67V66H98ZM130 67H133V66H130ZM152 67V66H151ZM160 67V66H159ZM192 67V66H191ZM193 67H195V66H193ZM197 67V66H196ZM198 67H199V65H198ZM201 67V66H200ZM203 67H205V66H203ZM207 67H209V66H207ZM213 67V68H214ZM231 67V66H230ZM240 67V66H239ZM14 68V67H13ZM38 68V67H37ZM56 68H58V67H56ZM61 68V67H60ZM105 68V67H104ZM165 68H167V67H165ZM170 68H172V67H170ZM188 69H189V67H187ZM212 68V67H211ZM221 68V67H220ZM228 68V67H227ZM236 68H237V66H236ZM259 69H260V67H258ZM2 69V68H1ZM51 69H52V67H51ZM71 69V68H70ZM150 69V68H149ZM157 69H158V67H157ZM157 69H155V71L157 70ZM201 69V68H200ZM246 69V68H245ZM5 70V69H4ZM18 70V69H17ZM38 70V72L40 73V74H42L41 76H43L44 75V70L42 69V68H38L37 69ZM84 70V69H83ZM112 70V69H111ZM119 70V69H118ZM132 70V69H131ZM162 70V69H161ZM163 70H164V68H163ZM162 70V71H163ZM175 70H176V68H175ZM193 70H194V68H193ZM218 70V69H217ZM222 69H220V71H221ZM234 70V69H233ZM261 70H263V69H261ZM15 71V70H14ZM36 71V70H35ZM35 71H33V72H35ZM58 71V70H57ZM70 71V70H69ZM103 71V70H102ZM114 71H115V68H114ZM117 71V70H116ZM121 71H123V70H121ZM148 71V70H147ZM173 71V70H172ZM178 71H180V70H178ZM194 71H196V70H194ZM198 71H200V70H198ZM230 71V70H229ZM231 71H232V69H231ZM4 72V71H3ZM18 72V71H17ZM20 72V71H19ZM23 71H21V73H22ZM101 72V71H100ZM107 72V71H106ZM150 72V71H149ZM159 72H161V71H159ZM167 73L169 72V71H166ZM176 72V71H175ZM191 72V71H190ZM190 72H188V74L190 73ZM214 72V71H213ZM245 72H246V70H245ZM250 72V71H249ZM252 72V71H251ZM14 73V72H13ZM31 73V72H30ZM74 73H76V72H74ZM81 73H82V71H81ZM102 73V72H101ZM104 73V72H103ZM113 73V72H112ZM126 73H127V71H126ZM125 73V74H126ZM134 73V72H133ZM166 73V74H167ZM177 73V72H176ZM176 73H175V75H176ZM180 73V72H179ZM198 73V72H197ZM197 73H196V75H197ZM238 73H240L239 72V70H238ZM243 73V72H242ZM241 73V74H242ZM253 73V72H252ZM15 74V73H14ZM13 74V75H14ZM32 74V73H31ZM53 74V73H52ZM118 74H119V71H118ZM118 74H117V76H118ZM121 74V73H120ZM132 74V73H131ZM137 74V73H136ZM162 74V73H161ZM161 74H159V75H161ZM170 74H172V73H170ZM191 74V73H190ZM202 74V73H201ZM208 74V73H207ZM218 74H219V72H218ZM234 74H235V72H234ZM233 73L231 74L232 75V77H233V75H234ZM237 74V73H236ZM264 74V73H263ZM36 75H37V73H36ZM51 75V74H50ZM80 75V74H79ZM102 75V74H101ZM151 75V74H150ZM154 75H155V73H154ZM156 75H157V73H156ZM195 75V74H194ZM193 75V76H194ZM195 75V76H196ZM205 75V74H204ZM212 75V74H211ZM230 75V74H229ZM239 75V74H238ZM244 75V74H243ZM246 75H248V74H246ZM1 76V75H0ZM9 76V75H8ZM31 76V75H30ZM45 76V75H44ZM48 76H49V74H48ZM81 76V75H80ZM79 76V77H80ZM86 76H87V80H89V82H90V84H92L93 82H95V77L90 73V76H88L87 74H86ZM103 76V75H102ZM113 76V75H112ZM127 76V75H126ZM153 76V75H152ZM163 76V75H162ZM199 76V75H198ZM197 76V77H198ZM202 76V75H201ZM207 76V75H206ZM214 76V75H213ZM253 76H255V75H253ZM253 76H252V78H253ZM258 76H259V74H258ZM18 77V76H17ZM20 77V76H19ZM18 77V78H19ZM22 77V76H21ZM50 77V76H49ZM85 77V76H84ZM158 77V76H157ZM157 77H155V78H157ZM169 77V76H168ZM175 77V76H174ZM197 77H196V81H197ZM234 77H236V76H234ZM239 78V81H240V76H238ZM242 77V76H241ZM248 76H246V78H247ZM1 78V77H0ZM23 78V77H22ZM44 78V77H43ZM101 78V77H100ZM111 78V77H110ZM109 78V79H110ZM116 78V77H115ZM121 78H122V76L120 77V80H121ZM132 78H133V76H132ZM161 78V77H160ZM188 78H190V75H189V77ZM204 78H206V77H204ZM203 78V79H204ZM209 78V77H208ZM220 78V77H219ZM261 78V77H260ZM6 79H7V77H6ZM15 79H16V77H15ZM15 79H14V81H15ZM47 79V78H46ZM117 79V78H116ZM152 79V78H151ZM165 79H167V78H165ZM228 79V78H227ZM248 79V78H247ZM250 79V78H249ZM254 79V78H253ZM8 80V79H7ZM22 80H24V79H22ZM62 80V79H61ZM78 80V79H77ZM86 80V79H85ZM85 80H83V81H85ZM120 80H118V82L120 81ZM137 80V79H136ZM155 80V79H154ZM161 80V79H160ZM174 80V79H173ZM202 80V79H201ZM208 80V79H207ZM245 80V79H244ZM261 80V79H260ZM263 80V79H262ZM261 80V81H262ZM4 81V80H3ZM52 81V80H51ZM104 81V80H103ZM125 81H127V80H125ZM158 81V80H157ZM166 81V80H165ZM168 81V80H167ZM171 81V80H170ZM191 81V80H190ZM221 81H222V79H221ZM221 81H220V83H221ZM227 80H225L224 82H226ZM1 82V81H0ZM16 82L18 83V85L20 86V88H22V89H28V87L26 86V84L23 82V81H21L20 79H18V80H16ZM107 82V81H106ZM140 81H138V83H139ZM146 82V81H145ZM148 82V81H147ZM152 82V81H151ZM193 82V81H192ZM204 82V81H203ZM207 82V81H206ZM206 82L204 83V84H206ZM231 83H232V80L230 81ZM248 82V84H249V81H247ZM3 83V82H2ZM27 83V82H26ZM45 83H46V80H45ZM63 83V82H62ZM73 83V82H72ZM86 83V82H85ZM111 83V82H110ZM159 83V82H158ZM162 83H163V81H162ZM168 83V82H167ZM171 82H169V84H170ZM194 83V82H193ZM196 83H198V82H196ZM199 83H202V82H199ZM243 82L241 81V84H242ZM246 83V82H245ZM258 83V82H257ZM260 83V82H259ZM262 84H263V82H261ZM260 83V84H261ZM42 84V83H41ZM40 84V85H41ZM44 84V83H43ZM59 84H61V83H59ZM120 84V83H119ZM131 84H132V82H131ZM143 84V83H142ZM149 84V83H148ZM191 84V83H190ZM195 84V83H194ZM207 84H208V82H207ZM247 84V85H248ZM252 84H254V82L252 83ZM256 84V83H255ZM2 86H3V84H1ZM92 85H94V84H92ZM107 85V84H106ZM157 85V84H156ZM163 85V84H162ZM165 85V84H164ZM181 85V84H180ZM183 85V84H182ZM192 85V84H191ZM226 85V84H225ZM257 85V84H256ZM255 85V87H258V86H256ZM259 85V84H258ZM10 86V85H9ZM50 86V85H49ZM70 86V85H69ZM69 86H67V87H69ZM79 86H80V84H79ZM86 86V85H85ZM101 86V85H100ZM129 86H130V83H129ZM167 86V85H166ZM220 86H222V84L220 85ZM236 86H237V84H236ZM40 87V86H39ZM38 87V88H39ZM75 87V86H74ZM91 87H93V86H91ZM99 87V86H98ZM116 87H118V86H116ZM137 87V86H136ZM151 87V86H150ZM157 87V86H156ZM165 87V86H164ZM163 87V88H164ZM183 87H184V85H183ZM191 87V86H190ZM197 87V86H196ZM199 87V86H198ZM201 87H203V86H200V88ZM207 87V86H206ZM212 87V86H211ZM225 87V86H224ZM235 87V86H234ZM246 87H248V86H246ZM250 87V86H249ZM260 87V86H259ZM8 88V87H7ZM37 88V90L36 91H28V93L26 94V96L25 97H21V99L19 100V101H23V100H27V101H30V102H32V104L33 105H35L34 107H32V109H31V112H30V115H29V119H31V122H30V124L31 125H33V123H35V120L37 119V117H39L41 114H42V112H44L45 110H48V108L47 109H45L44 108V101L42 102V100H43V98H42V94L44 93V89H46V86H41L40 87V89H38ZM49 88H51V87H49ZM48 88V89H49ZM59 88V87H58ZM64 88H66V85H65V87ZM94 88H95V86H94ZM112 88V87H111ZM121 88V87H120ZM132 88V87H131ZM134 88H135V86H134ZM141 88V87H140ZM181 88V87H180ZM192 88V87H191ZM205 88V87H204ZM210 88V87H209ZM229 88H230V86H229ZM232 88H233V86H232ZM80 89V88H79ZM88 89H89V87H88ZM87 89V90H88ZM96 89V88H95ZM95 89H91V91H96ZM102 89V88H101ZM105 89V88H104ZM124 89V88H123ZM123 89H121L120 91H122ZM144 89V88H143ZM170 89V88H169ZM175 89H176V87H175ZM193 89V88H192ZM196 89H198V88H196ZM206 89V88H205ZM219 89V88H218ZM231 89V88H230ZM247 89V88H246ZM262 89H264V87L262 88ZM34 90V89H33ZM51 90V89H50ZM70 90V89H69ZM119 90V89H118ZM130 89H128V91H129ZM141 90V89H140ZM161 90V89H160ZM188 90V89H187ZM190 90V89H189ZM248 90H249V88H248ZM247 90V91H248ZM251 90V89H250ZM259 90V89H258ZM14 91V90H13ZM53 91L54 90H52V93H53ZM79 91V90H78ZM85 91V90H84ZM104 91V90H103ZM106 91V90H105ZM127 91V92H128ZM134 91H135V89H134ZM133 91V92H134ZM144 91V90H143ZM145 91H146V86H145ZM151 91V90H150ZM154 91V90H153ZM156 91V90H155ZM164 91V90H163ZM172 92L171 93H173V90H171ZM190 91H192V90H190ZM189 91V92H190ZM223 91H225V89L223 90ZM232 91H233V89H232ZM239 91V90H238ZM237 91V92H238ZM11 92V91H10ZM136 92H137V90H136ZM161 92V94H162V91H160ZM175 92V91H174ZM196 92V91H195ZM199 92V91H198ZM228 92H231V91H228ZM241 92H242V90H241ZM264 92V91H263ZM51 93V94H52ZM116 93V92H115ZM169 93V92H168ZM201 93V92H200ZM217 93V92H216ZM225 93H226V91H225ZM235 93V92H234ZM234 93H233V95L231 94V96H233V98L232 97H230V98H232V99H228L229 101H228V103L227 102H225V103H223L222 105H215V106H213L212 108L214 109H212L211 111L212 112H209L210 111V108H209V111H207L206 112V114L205 115H202V116H205L203 119H201V121H200V127L203 129V130H205V133H206V131H209V132H213L214 130H215V133H216V131L218 132V130H216L219 126H222V128H224L223 126H225V129L226 128H228V131L227 132H224V133H222L221 132V128L219 129V134H221V135H219V134H217V135H219V137H216L218 140L214 143V144H212L211 143V145H210V143H209V145H208V148L207 149H205L202 153H200V154H196L195 152H191V150H189V152H185V148H183V150H184V153L183 154H181L180 152V154L181 155H178V156H166V154L164 153L162 156H164L163 157V159H164V162H165V164L166 165H168V167H170V169H171V171L173 170V171H175L177 174L176 175H178V176H180V177H190L191 179H192V182L190 183V191L192 192V194L194 195V197H195V201L193 202V200H192V203L191 204H189V205H185L186 203H184V204H182L181 202H179V203H181V205L180 204H178L177 205V203H178V201H177V203H174L175 205H173L172 207V212H171V214L169 213L168 215H170V217H167L168 219L166 220V218H165V220H166V222H167V224L166 225H169V226H173L174 224H176V223H180V225L182 224L183 225V227H181V229L178 231V232H176L177 231V229L176 228H174V229H176V231H174V230H172L171 228H169V229H171V231L169 230V232L167 233V234H160V232H157L158 231V228H157V226H156V228H155V230H156V232L157 233H155L154 231H152V232H154V234H148L147 235V231H145L144 233H143V229L142 230H140V231H138L139 232V234H138V236H135L134 238H133V240H135V245H137V248H133V249H130L129 247H127V246H129V244H128V242H127V246H125V248H123L124 250H123V256L125 257V259H126V261H129V260H131V259H134L135 257H137V258H141L142 256H143V252L141 251V243H140V241H151V242H149V243H151L152 244V246H156V245H158V244H161V243H159L158 241H159V239L161 238H164V240L163 241H165V243H167V244H170L174 249H175V251H177V253H178V255L181 257V259H182V264H186V261L187 262H191L192 261V256L193 255H191V251L192 250H201L202 251V257H203V259L201 260V261H203V263L202 264H264V187L262 188L261 186H264V175L263 176H258V177H254L253 179V181H250V177H251V175L252 174H254L255 173V171H258L259 169H263L264 170V111H263V113H262V111L256 106L257 104V102L256 103H254L252 100L253 99H242L240 96H237V95H235L234 96ZM239 93H240V91H239ZM251 93V92H250ZM257 93H259V92H257ZM7 94V93H6ZM12 93H10V95H11ZM55 94V93H54ZM57 94V93H56ZM62 94V93H61ZM79 94V93H78ZM99 94H103V93H99ZM108 94V93H107ZM109 94H110V92H109ZM112 94V93H111ZM110 94V95H111ZM139 94V93H138ZM166 94V93H165ZM196 94V93H195ZM207 94H209V93H207ZM215 94V93H214ZM219 94H220V91H219ZM230 94V93H229ZM241 94V93H240ZM9 95V94H8ZM75 95V94H74ZM93 95H94V93H93ZM92 95V96H93ZM110 95H109V97H110ZM129 96L131 95V94H128ZM154 95V94H153ZM157 96H158V94H156ZM192 96H193V94H191ZM200 95V94H199ZM211 95V94H210ZM227 95V94H226ZM225 95V96H226ZM242 95V94H241ZM253 95V94H252ZM87 96V95H86ZM86 96H84V98H83V101H84V104H86L87 102H86ZM92 96L91 95H89L87 98V101H90L89 102V108H92L93 107V104L95 103H93V99H92ZM95 96V95H94ZM101 96V95H100ZM116 96V95H115ZM124 96V95H123ZM125 96H126V94H125ZM141 96H142V94H141ZM201 96V95H200ZM205 96V95H204ZM207 96V95H206ZM7 97V96H6ZM27 97V98H26ZM96 97V96H95ZM99 97V96H98ZM102 97V96H101ZM108 97V96H107ZM108 97V98H109ZM134 98H136L135 96H133ZM140 97V96H139ZM146 97V96H145ZM197 97V96H196ZM208 97V96H207ZM215 97V96H214ZM246 97V96H245ZM250 97H251V94H250ZM59 98V97H58ZM75 98V97H74ZM100 98V97H99ZM131 98H132V96H131ZM163 98V97H162ZM172 98V99H171ZM174 98L175 99H180L181 101H183V103H182V105L180 104V106L182 107V108H185V110L188 108V110L190 111V109H194L195 110V112L197 113V112H199V111H197L195 108H194V106L192 105V103L190 102V100H189V97H188V94H187V92L185 91V88L183 89V91L181 90H177L176 92H175V94H170V96H168V94H167V99L168 100H166V102L167 103H170V104H172L173 102H174ZM216 98V97H215ZM215 98H213L214 100H215ZM219 98H221V96L219 97ZM252 98H254V97H252ZM2 99V98H1ZM11 99H13V98H11ZM61 99H62V96H61ZM67 99V98H66ZM139 99V98H138ZM202 99V98H201ZM206 99V98H205ZM212 99V98H211ZM210 99V100H211ZM48 100V99H47ZM81 100H82V98H81ZM96 100V99H95ZM116 100V99H115ZM204 99H202V101H203ZM227 100V99H226ZM256 100V99H255ZM11 101V100H10ZM27 101H26V103H27ZM59 101V100H58ZM71 101V100H70ZM143 101V100H142ZM219 101H220V99H219ZM221 101H223V99L221 100ZM5 102H7V100L5 101ZM65 101H63L62 102V104L64 103ZM93 104H92V103ZM166 102H165V105H166ZM194 102H195V99H194ZM201 102V101H200ZM10 103V102H9ZM54 103V102H53ZM61 103V102H60ZM103 103V102H102ZM105 103V102H104ZM103 103V104H104ZM162 103V102H161ZM202 103V102H201ZM222 103V102H221ZM14 104V103H13ZM75 104V103H74ZM73 104V105H74ZM79 104V103H78ZM139 104V103H138ZM212 104H213V102H212ZM4 105V104H3ZM64 105V104H63ZM62 105V107H64ZM66 105V104H65ZM77 105V104H76ZM83 105V104H82ZM81 105V106H82ZM142 105V104H141ZM147 105V104H146ZM70 106V105H69ZM72 106V105H71ZM99 106V105H98ZM110 106H112V105H110ZM109 106V107H110ZM192 106H193V108H192ZM199 106V105H198ZM10 107H12V104H11V106ZM88 107V106H87ZM100 107V106H99ZM117 107V106H116ZM119 107V106H118ZM131 107H132V103H131ZM145 107V106H144ZM147 107V106H146ZM163 107H164V104H163ZM181 107H180V109H181ZM200 107H202L201 105H200ZM20 108V107H19ZM68 108V107H67ZM76 108H78V107H76ZM133 108V107H132ZM199 108V107H198ZM197 108V109H198ZM206 108V107H205ZM43 109H44V111H43ZM51 109V108H50ZM79 109H80V107H79ZM84 109V108H83ZM117 109V108H116ZM140 109V108H139ZM149 109H150V107H149ZM153 109H155V108H152L151 110H153ZM156 109H157V107H156ZM176 109H178V108H176ZM11 110V109H10ZM73 110V109H72ZM71 110V111H72ZM75 110V109H74ZM109 110V109H108ZM126 110V109H125ZM128 110V109H127ZM143 110H144V108H143ZM67 111V110H66ZM79 111H81V110H79ZM98 111V110H97ZM129 111H130V109H129ZM134 111H135V109H134ZM141 111H142V109H141ZM154 111V110H153ZM17 112V111H16ZM51 111H49V113H50ZM76 112V111H75ZM74 112V113H75ZM128 112V111H127ZM158 112V111H157ZM169 112V111H168ZM179 112V110H177V111H172V112H170L169 114L167 113L166 114V116H169V119L172 117V118H174L175 116H176V114ZM182 112V111H181ZM10 113V112H9ZM47 113V112H46ZM45 113V114H46ZM69 113V112H68ZM71 113V112H70ZM94 113V112H93ZM100 113V112H99ZM114 113V112H113ZM155 113V112H154ZM159 113V112H158ZM163 113H165V112H163ZM22 114V113H21ZM88 114V113H87ZM143 114H144V112H143ZM147 114L149 115V113L147 112ZM179 114V113H178ZM192 114H194L193 112H192ZM204 114V113H203ZM233 114H236L237 115V117L235 118V120L234 121H232V115ZM4 115H5V112H4ZM9 115V114H8ZM17 115V114H16ZM59 115V114H58ZM69 115V114H68ZM73 116H74V114H72ZM93 115V114H92ZM104 115V114H103ZM107 115H108V113H107ZM156 115V114H155ZM158 115V114H157ZM162 115V114H161ZM165 115V114H164ZM181 116H182V113L180 114ZM190 115V114H189ZM225 115H228L229 116V118L228 119H226V118H224V116ZM18 116V115H17ZM47 116V115H46ZM45 115H44V117H46ZM56 116V115H55ZM62 116V115H61ZM64 116V115H63ZM77 116H79V115H77ZM102 116V115H101ZM105 117H106V115H104ZM117 116V115H116ZM185 116L187 117V115L185 114ZM195 116H196V118H197V115L195 114ZM48 117V116H47ZM50 117H54L53 116V114H52V116H50ZM58 117V116H57ZM56 117V118H57ZM67 117V116H66ZM65 117V118H66ZM70 117L72 118V116L70 115ZM69 117V118H70ZM75 117V116H74ZM104 117V118H105ZM114 117V116H113ZM131 117V116H130ZM132 117H133V115H132ZM138 117H139V115H138ZM150 117V116H149ZM154 117V116H153ZM156 117V116H155ZM199 117V116H198ZM201 117V116H200ZM19 118V117H18ZM22 118V117H21ZM64 118V117H63ZM93 118H94V116H93ZM97 118V117H96ZM95 118V119H96ZM142 118H143V116H142ZM151 118V117H150ZM161 118H162V116H161ZM165 118V117H164ZM184 118L185 117H183V120H184ZM202 118V117H201ZM13 119H14V116H13ZM13 119H12V121H13ZM49 119V118H48ZM68 119V118H67ZM73 119V118H72ZM71 119V120H72ZM80 119V118H79ZM84 119V118H83ZM82 119V120H83ZM86 119V118H85ZM88 119V118H87ZM99 119H100V117H99ZM144 119V118H143ZM176 119H177V116H176ZM187 119H188V117H187ZM9 120H11V118L9 119ZM40 120V119H39ZM52 120V119H51ZM53 120H54V118H53ZM70 120V119H69ZM92 120V119H91ZM132 120L134 121L135 120V118L133 119L132 118ZM155 120V119H154ZM165 120H166V118H165ZM1 121V120H0ZM3 122H5V120L3 119L2 120ZM63 121V120H62ZM94 121V120H93ZM102 121H103V119H102ZM102 121H101V123H102ZM129 121H130V119H129ZM145 121V120H144ZM160 121V120H159ZM188 121V120H187ZM65 122V121H64ZM66 122H68V120L66 121ZM65 122V123H66ZM75 122V121H74ZM73 122V123H74ZM85 122V121H84ZM116 122V121H115ZM149 122V121H148ZM173 123H174V121H172ZM177 122H179V121H177ZM185 122H186V119H185ZM9 123V122H8ZM15 123V122H14ZM14 123H12V124H14ZM46 123H48V122H46ZM45 123V124H46ZM62 123V122H61ZM90 123V122H89ZM192 123V121L189 123V124H191ZM1 124H3V123H1ZM1 124H0V126H1ZM12 124H11V126H12ZM20 124H21V122H20ZM75 124V123H74ZM87 123H85V125H86ZM131 124H134L133 122H131ZM131 124H130V127H131ZM142 124V123H141ZM157 124V123H156ZM160 124V123H159ZM167 124V123H166ZM165 124V125H166ZM168 124H169V122H168ZM175 124V123H174ZM177 125H178V123H176ZM179 124H181V123H179ZM185 124V123H184ZM189 124H186L188 127H189ZM198 124V123H197ZM5 125H7L6 123H5ZM41 125H43V124H41ZM62 125V124H61ZM68 125V124H67ZM66 125V126H67ZM71 125V124H70ZM69 125V126H70ZM77 125V124H76ZM120 125H121V123H120ZM135 125V124H134ZM138 125V124H137ZM150 125H152V124H150ZM161 125V124H160ZM164 125V123L162 124V126ZM177 125H175V126H177ZM185 125V126H186ZM3 126V125H2ZM8 126V125H7ZM14 126V125H13ZM39 126V125H38ZM37 126V127H38ZM55 126H56V123H55ZM87 126H88V124H87ZM111 126V125H110ZM169 126V125H168ZM174 126V127H175ZM192 126V125H191ZM34 127H35V125H34ZM53 127V126H52ZM58 127V126H57ZM80 127V126H79ZM82 127V126H81ZM84 127V126H83ZM100 127V126H99ZM152 127V126H151ZM156 127V126H155ZM170 127V126H169ZM180 127V126H179ZM182 127V126H181ZM180 127V128H181ZM14 128V127H13ZM12 128V129H13ZM43 128V127H42ZM54 128V127H53ZM64 128V127H63ZM71 128V127H70ZM69 128V129H70ZM72 128H73V126H72ZM77 128H78V126H77ZM124 128H125V125H124ZM132 128V127H131ZM153 128H154V126H153ZM162 128H164V126L163 127H161L160 129H162ZM187 128V127H186ZM194 128H196L195 126H194ZM193 128V129H194ZM7 129H9V127L7 128ZM38 129V128H37ZM44 129V128H43ZM68 129V130H69ZM80 129V128H79ZM87 129V128H86ZM126 129V128H125ZM130 129V128H129ZM128 129V130H129ZM142 129V128H141ZM140 129V130H141ZM146 129V128H145ZM157 129H158V127H157ZM157 129H154V130H156V132H157ZM176 130H177V128H175ZM191 129V128H190ZM26 130V129H25ZM31 130H32V133L31 134H29V135H27L26 137H25V139L20 143V145H18L19 146V150H21V151H27V150H31L32 148H34L35 146H37V145H39V144H43V143H46V140L48 139V136H49V133L48 132H44V133H42V134H39L40 132L39 131H35L34 129H32L31 128ZM63 130V129H62ZM66 130H67V128H66ZM71 130V129H70ZM78 130V129H77ZM85 130V129H84ZM90 130V129H89ZM88 130V131H89ZM132 130V129H131ZM153 130V129H152ZM167 130V129H166ZM184 130V132L183 133H185V128L183 129ZM187 130V129H186ZM196 130V129H195ZM19 131V130H18ZM17 131V132H18ZM50 131V130H49ZM56 131H58V129L56 130ZM59 131H61V129H59ZM73 131V130H72ZM96 131H97V129H96ZM95 131V132H96ZM113 131H115V130H113ZM143 131V130H142ZM161 131V130H160ZM158 132V133H161V132ZM175 131V130H174ZM194 131V130H193ZM8 132H9V130H8ZM53 132V131H52ZM75 132V131H74ZM128 132V131H127ZM136 132H137V130H136ZM192 132V131H191ZM54 133V132H53ZM57 133V132H56ZM78 133V132H77ZM113 132H111V134H112ZM134 133H135V131H134ZM149 133V132H148ZM147 133V135H149ZM155 133V132H154ZM164 133H165V131H164ZM169 133H170V131H169ZM178 133H179V130H178ZM189 133V132H188ZM187 133V134H188ZM196 133V132H195ZM197 136H199V131H198V129H197ZM214 133V134H215ZM51 134V133H50ZM59 134V133H58ZM68 134H70V133H68ZM72 134V133H71ZM81 134H82V132H81ZM95 134L96 133H94V136H95ZM138 134V133H137ZM171 134V133H170ZM193 134V133H192ZM202 134H203V132H202ZM207 134H209V133H207ZM6 135V134H5ZM9 135V134H8ZM10 135H12V134H10ZM33 135V136H32ZM64 135V134H63ZM62 135V136H63ZM73 135V134H72ZM82 135H84V134H82ZM81 135V136H82ZM86 135H88V133L86 134ZM172 135V134H171ZM175 135H177V134H175ZM179 135V134H178ZM186 135V134H185ZM195 135V134H194ZM204 135V134H203ZM36 136H38V138H36ZM54 136V135H53ZM71 136V135H70ZM76 136V135H75ZM79 136V135H78ZM127 136V135H126ZM129 136V135H128ZM128 136L126 137V138H128ZM182 136V135H181ZM180 136V137H181ZM183 136H184V134H183ZM204 136H206L207 137V135H204ZM210 136V135H209ZM8 137V136H7ZM7 137H6V139H7ZM16 137V136H15ZM52 137V136H51ZM96 137V136H95ZM121 137H122V135H121ZM132 137V136H131ZM134 137V136H133ZM136 137V136H135ZM137 137H139V136H137ZM153 137V136H152ZM178 137V136H177ZM193 137V136H192ZM200 137H202V135L200 134ZM211 137H215V136H213V134H211ZM50 138V137H49ZM66 138V137H65ZM69 138V137H68ZM80 138V137H79ZM88 138V137H87ZM113 138V137H112ZM125 138V139H126ZM162 138H163V136H162ZM169 138V137H168ZM172 138H174V137H172ZM183 139H185L184 137H182ZM189 138V137H188ZM195 138V137H194ZM205 138V137H204ZM204 138H202V140L204 139ZM209 138V137H208ZM51 139V138H50ZM73 139V138H72ZM84 139V138H83ZM82 138H81V140H83ZM117 139V138H116ZM133 138H131V140H132ZM154 139V138H153ZM213 139V138H212ZM211 139V140H212ZM10 140L12 141V137L10 136ZM9 140V141H10ZM68 140V139H67ZM86 140V139H85ZM89 140V139H88ZM140 139H138V141H139ZM150 141H151V139H149ZM148 140V141H149ZM159 140V139H158ZM163 140V139H162ZM171 140V139H170ZM186 140H187V138H186ZM192 140V139H191ZM197 140V139H196ZM6 141V140H5ZM108 141V140H107ZM106 141V142H107ZM138 141L136 140V142L138 143ZM164 141H165V139H164ZM181 141H182V139H181ZM188 141V140H187ZM198 141V140H197ZM210 140H208V142H209ZM59 142H61V141H59ZM75 142H76V140H75ZM82 142V141H81ZM89 142V141H88ZM92 142V141H91ZM104 142H105V140H104ZM123 142H126V141H123ZM122 142V143H123ZM130 142V141H129ZM134 142V141H133ZM142 142V141H141ZM144 142H145V140H144ZM177 142V141H176ZM178 142H179V140H178ZM183 142H184V140H183ZM189 142V141H188ZM191 142V141H190ZM194 142V141H193ZM199 142V141H198ZM9 143V142H8ZM36 143V144H35ZM79 143H80V141H79ZM111 143V142H110ZM139 143H140V141H139ZM139 143L137 144V145H139ZM186 143V142H185ZM70 144V143H69ZM95 144V143H94ZM98 144V143H97ZM105 144V143H104ZM187 144V143H186ZM201 144H202V141H201ZM203 144H204V141H203ZM2 145H3V143H2ZM44 145V144H43ZM71 145V144H70ZM74 145H76V144H74ZM74 145H72V146H74ZM80 145V144H79ZM84 145V144H83ZM108 145V144H107ZM147 145V144H146ZM156 145V144H155ZM179 145V144H178ZM183 145H184V143H183ZM199 145V144H198ZM206 145V146H207ZM8 146V148H9V145H7ZM71 146V147H72ZM78 146V144L76 145V147ZM85 146V145H84ZM88 146H89V143H88ZM94 146V145H93ZM127 146V145H126ZM140 146H142L143 148H144V146L142 145V144H140ZM159 146H160V144H159ZM165 145H163V147H164ZM171 146H172V143H171ZM40 147V146H39ZM45 147V146H44ZM56 147V146H55ZM58 147V146H57ZM63 147V146H62ZM86 147H87V145H86ZM100 147V146H99ZM122 147V146H121ZM137 147V146H136ZM146 147V146H145ZM148 147H149V145H148ZM151 147V146H150ZM158 147V146H157ZM161 147V146H160ZM168 147V146H167ZM174 147V146H173ZM184 147H185V145H184ZM15 148V147H14ZM13 148V149H14ZM52 148V147H51ZM50 148V149H51ZM75 148V147H74ZM102 148V147H101ZM108 148V147H107ZM110 148H111V146H110ZM126 148V147H125ZM135 148V147H134ZM176 148V147H175ZM179 148V147H178ZM188 148V147H187ZM186 148V149H187ZM191 148V147H190ZM196 148H197V146H196ZM58 149H59V147H58ZM62 149V148H61ZM83 149V148H82ZM91 149H93V148H91ZM119 149V148H118ZM128 149V146H127V148H126V150ZM136 149H139L138 147L136 148ZM147 149V148H146ZM163 149V148H162ZM166 149V148H165ZM177 149V148H176ZM201 149V148H200ZM203 149V148H202ZM201 149V150H202ZM10 150V149H9ZM33 150V149H32ZM69 150H70V148H69ZM76 150V149H75ZM98 150V149H97ZM104 150V149H103ZM130 150V149H129ZM140 150V149H139ZM152 150H154V149H152ZM151 150V151H152ZM158 150V149H157ZM178 150H180V148L178 149ZM57 152L59 151V150H56ZM55 151V152H56ZM77 151H78V149H77ZM83 151V150H82ZM99 151V150H98ZM105 151V150H104ZM109 151V150H108ZM128 151V150H127ZM149 151V150H148ZM173 151V150H172ZM188 151V150H187ZM244 151L245 152H247V153H244ZM6 153H7V151H5ZM52 152H54L53 150H52ZM62 152H63V150H62ZM69 152V151H68ZM72 152H73V150H72ZM89 151L87 150V153H88ZM101 152V151H100ZM146 152V151H145ZM154 153H155V151H153ZM152 152V153H153ZM16 153V152H15ZM41 153V152H40ZM49 153V152H48ZM45 154V155H50V154ZM59 153V152H58ZM57 153V154H58ZM60 153H61V151H60ZM65 153V152H64ZM71 153V152H70ZM70 153H68V154H70ZM74 153V152H73ZM93 152H92V150H91V154H92ZM98 153V152H97ZM104 153V152H103ZM129 153V152H128ZM132 153H134V152H132ZM147 153V152H146ZM149 153H150V151H149ZM151 153V154H152ZM153 153V154H154ZM178 153V154H179ZM11 154H13V153H11ZM19 154H21V153H19ZM27 154V153H26ZM29 154V153H28ZM53 154V153H52ZM56 154V155H57ZM76 154H78V153H76ZM100 154V153H99ZM112 154V153H111ZM124 154V153H123ZM122 154V155H123ZM159 154H160V152H159ZM172 154V153H171ZM25 155V154H24ZM32 155H33V153H32ZM31 155V156H32ZM60 155V154H59ZM58 155V156H59ZM84 155H86V154H84ZM103 155V154H102ZM129 155V154H128ZM127 155V153H126V156H128ZM131 155V154H130ZM129 155V157H131ZM144 155V154H143ZM157 155V154H156ZM14 156V155H13ZM43 156V155H42ZM51 156V155H50ZM52 156H55V155H52ZM51 156V157H52ZM72 156H74V155H72ZM77 156V155H76ZM91 157L93 156V155H90ZM100 156V155H99ZM104 156V155H103ZM124 156V155H123ZM125 156V157H126ZM147 156V155H146ZM150 157H151V155H149ZM12 157V156H11ZM51 157L49 158V159H51ZM80 157V156H79ZM78 156H77V158H79ZM85 158L87 157V155L86 156H84ZM90 157V158H91ZM106 157V156H105ZM124 157V158H125ZM14 158V157H13ZM35 158V157H34ZM42 158V157H41ZM56 158V159H55ZM55 158H52V159H55V160H49L48 161V165L50 164V165H55V166H57V164L59 163L57 160H59V161H61L58 157H55ZM67 158V157H66ZM75 159H76V157H74ZM82 158V157H81ZM80 158V159H81ZM95 158V157H94ZM133 158V157H132ZM134 158H136V157H134ZM243 159V166L241 165V170H239L240 171V174H239V177L237 178V179H235V180H232L231 178H233L234 176H233V173L235 172V171H237V170H235V166H236V160L237 159ZM20 159V158H19ZM65 159V158H64ZM107 160H108V158H106ZM141 159V158H140ZM8 160V159H7ZM63 160V159H62ZM72 160V159H71ZM79 160V159H78ZM82 160V159H81ZM85 160H87V159H85ZM106 160V161H107ZM123 160H125V159H123ZM133 160V159H132ZM135 160V159H134ZM154 160H156L157 161V159L155 158ZM5 161L6 160H4V158H0V179H1V177L5 174V189H3V192H4V197H7V195L9 194V195H13V194H18V191H17V187H18V185L21 187V191L23 192V194H24V196H26V197H32V195L33 194H35V190H37L38 188H39V185L41 184H39L38 183V180H35V181H32V180H30V179H27L28 178V176H27V178L25 179V178H23L26 174V172L24 173L25 175L23 176V177H19L18 175H16V173H15V171L11 168V163L10 164H8L7 165V167H6V169L4 170L3 169V164L5 163ZM20 161H22V159L20 160ZM99 161V160H98ZM102 161H103V159H102ZM102 161H101V164H102ZM105 161V162H106ZM127 161V160H126ZM126 161H125V163H126ZM136 161H137V159H136ZM23 162V161H22ZM27 162V161H26ZM26 162H24V163H26ZM57 163V164H56ZM64 163H66V161L64 162ZM96 163V162H95ZM107 163V162H106ZM124 163V164H125ZM137 163V162H136ZM159 162H157V164H158ZM240 163V162H239ZM47 164V163H46ZM69 164V163H68ZM100 164V165H101ZM105 164V163H104ZM89 165V164H88ZM94 165V164H93ZM108 165H110V164H108ZM129 165H132L131 163H129ZM138 166L136 167V170H135V172H134V174H133V179H131L130 178V181H131V183H132V186H134V188L135 189H137V191L138 192H140L141 193V195H142V197H141V201H140V204H139V206H138V209L140 210V212L141 213H144V211L145 210H147V208H148V206H149V204L150 203H153V202H156L157 200H159V196H157V195H155L154 194V187L155 186H157V184H158V181L157 180H153V182H151V180H149L150 178V174L152 175V173L155 171V170H158L159 168H161V167H158L154 162H153V160L152 159H150V158H148V159H145V160H143V161H141L139 164H137ZM162 165V164H161ZM60 166V165H59ZM116 166H117V164H116ZM240 166V165H239ZM53 167V170H54V166H52ZM58 167V166H57ZM71 167V166H70ZM76 167V166H75ZM94 167V166H93ZM119 167V166H118ZM123 167H125L124 165H123ZM167 167V166H166ZM56 168V167H55ZM59 168V167H58ZM65 168H66V166H65ZM78 168V167H77ZM92 168V167H91ZM125 168H127V167H125ZM129 168V167H128ZM63 169V168H62ZM85 168H83V170H84ZM112 169V168H111ZM56 170V169H55ZM54 170V171H55ZM60 170H61V167H60ZM68 170V169H67ZM80 170V169H79ZM78 170V171H79ZM95 170V169H94ZM116 170V169H115ZM121 168H120V172H121ZM163 170H165V169H163ZM41 171V170H40ZM87 171V170H86ZM91 171V170H90ZM129 170H127V172H128ZM171 171H169V172H171ZM260 171V170H259ZM3 172H4V174H3ZM18 172H20V170L18 171ZM44 172V171H43ZM52 172V171H51ZM55 172H57V171H55ZM61 172V171H60ZM126 172V173H127ZM156 172V171H155ZM66 173V172H65ZM64 172H63V174H65ZM83 174H85L84 172H82ZM87 174H88V172H86ZM117 173V172H116ZM125 173V172H124ZM128 173H130V172H128ZM127 173V174H128ZM163 173V172H162ZM237 174H238V172H236ZM235 173V174H236ZM23 174V173H22ZM49 174H51V173H49ZM63 174H62V178H63ZM78 174H80V173H78ZM122 174H123V172H122ZM121 174V175H122ZM167 174H169V173H167ZM199 174V177L197 176ZM207 174H209L210 175V177L209 178H206L205 176H207ZM21 175V174H20ZM57 175H58V173H57ZM60 175V174H59ZM70 175V174H69ZM125 175V174H124ZM123 175V176H124ZM132 175V174H131ZM130 175V176H131ZM176 175H175V177H176ZM22 176V175H21ZM39 176V175H38ZM41 176V175H40ZM39 176V177H40ZM48 176V175H47ZM52 176V175H51ZM55 176V175H54ZM68 176V175H67ZM70 176H72L73 178H74V176L73 175H70ZM78 176H80V175H78ZM83 177H84V175H82ZM87 177L86 178H88V175H86ZM129 176V177H130ZM153 176V175H152ZM162 176H165V175H162ZM167 176V175H166ZM198 177V178H196V179H194L195 177ZM231 176H233V177H231ZM56 177V176H55ZM59 177V176H58ZM81 177V176H80ZM122 177V176H121ZM127 177V176H126ZM208 177V176H207ZM50 178H52V177H50ZM54 178V177H53ZM65 178V177H64ZM68 178V177H67ZM66 178V179H67ZM70 178V180L72 179L71 177H69ZM90 178H91V176H90ZM125 178V176L123 177V179ZM164 178V177H163ZM174 178V177H173ZM177 178V177H176ZM35 179V178H34ZM41 179H42V177H41ZM46 180H47V178H45ZM74 179H76V178H74ZM84 179H85V177H84ZM127 179H129V178H127ZM126 179V180H127ZM184 179V178H183ZM50 180V179H49ZM54 180H56L55 178H54ZM53 180V181H54ZM77 180V179H76ZM82 180V179H81ZM88 182H87V184H88V186H85V187H88V190L86 191V194H89V195H93L94 193H96V192H98V188L96 187V185H95V180L94 179H86ZM86 180H85V182H86ZM121 180V179H120ZM119 180V181H120ZM161 180V179H160ZM170 180V179H169ZM180 180V179H179ZM3 181V180H2ZM40 181V180H39ZM43 181V180H42ZM57 181H59L58 179H57ZM72 181H75V180H72ZM79 181V180H78ZM83 181V180H82ZM115 181H116V178H115ZM123 181V180H122ZM163 181H165V180H163ZM172 181V180H171ZM174 181V180H173ZM191 181V180H190ZM189 181V182H190ZM56 182V181H55ZM64 182V181H63ZM80 183H81V181H79ZM188 182V181H187ZM66 182H64V184H65ZM73 183V182H72ZM77 184H78V182H76ZM83 183V182H82ZM178 183V182H177ZM44 184H45V182H44ZM51 184H52V182H51ZM56 184V183H55ZM73 184H75V182L73 183ZM117 184V183H116ZM122 184V183H121ZM120 184V185H121ZM125 184V183H124ZM161 184V183H160ZM170 184V183H169ZM172 184V183H171ZM179 184V183H178ZM0 185H1V180H0ZM3 185V184H2ZM79 185V184H78ZM126 185V184H125ZM128 185V184H127ZM131 185V184H130ZM129 185V186H130ZM174 185V184H173ZM186 185H187V183H186ZM51 186V185H50ZM68 186V185H67ZM71 186V185H70ZM83 186H84V184H83ZM115 186V185H114ZM128 186V187H129ZM162 186V185H161ZM164 186V185H163ZM162 186V187H163ZM179 186V185H178ZM188 186V185H187ZM1 187H3V186H1ZM41 187V186H40ZM46 187V186H45ZM53 187V186H52ZM52 187L51 188H49V189H52ZM57 187H59V186H55V189L57 190ZM79 187H80V185H79ZM84 187V188H85ZM117 187V186H116ZM181 187V186H180ZM78 188V187H77ZM130 188V187H129ZM131 188H133V187H131ZM158 188V186L156 187V189ZM184 188H185V186H184ZM40 189H42V188H40ZM44 189V188H43ZM71 189H72V187H71ZM76 189V188H75ZM79 189V188H78ZM111 189H112V187H111ZM164 189H166V188H164ZM178 189H180V188H178ZM212 189H213V193H212ZM39 190V189H38ZM45 191H46V189H44ZM66 190V189H65ZM69 190H70V188H69ZM73 190V189H72ZM80 190V189H79ZM78 190V191H79ZM90 190V191H89ZM115 190H116V188H115ZM134 190V189H133ZM168 190V189H167ZM181 190H182V188H181ZM186 190V189H185ZM63 191V190H62ZM85 191V190H84ZM131 191V190H130ZM165 191V190H164ZM188 191V190H187ZM187 191H183L184 193H186ZM9 192H11L12 194H10ZM57 192V191H56ZM58 192H59V190H58ZM75 192V191H74ZM111 192V191H110ZM122 192V191H121ZM133 192H135V190L133 191ZM37 193H39V192H37ZM60 193V192H59ZM83 194H84V192H82ZM129 193V192H128ZM3 194V193H2ZM40 194H41V192H40ZM55 194V193H54ZM68 194H71L70 192L69 193H66V195H64V196H67ZM81 194V193H80ZM191 194V195H192ZM223 194L224 195H226V197L225 198H222V196H223ZM39 195V194H38ZM37 195V196H38ZM58 195V194H57ZM78 195V194H77ZM109 195V194H108ZM114 195V194H113ZM116 195V194H115ZM190 195V196H191ZM40 196V195H39ZM52 196V195H51ZM54 196V195H53ZM60 196V195H59ZM178 197L180 196V195H177ZM185 196V195H184ZM187 196V195H186ZM10 197V196H9ZM14 197V196H13ZM17 197V196H16ZM42 197V196H41ZM69 197V196H68ZM93 197V196H92ZM112 197V196H111ZM115 197V196H114ZM127 197V196H126ZM182 197H183V194H182ZM12 198V197H11ZM37 197L35 196V199H36ZM39 198V197H38ZM45 198V197H44ZM43 198V199H44ZM61 198V197H60ZM64 198V197H63ZM73 198H74V196H73ZM77 198V197H76ZM81 198V197H80ZM121 198H122V195H121ZM130 198V197H129ZM166 198V197H165ZM170 198H172V197H170ZM174 198V197H173ZM187 198V197H186ZM189 198V197H188ZM192 198V197H191ZM7 199V198H6ZM31 199V198H30ZM34 199V198H33ZM33 199H32V201H33ZM39 199H42V198H39ZM55 199V201L57 200L56 199V196L53 198V200ZM62 199V198H61ZM60 199V200H61ZM87 199V197L85 198V200ZM116 199V198H115ZM176 199V198H175ZM179 199V198H178ZM177 199V200H178ZM7 200H9V199H7ZM29 200V199H28ZM44 200H46V199H44ZM51 201H52V199H50ZM49 200V201H50ZM64 200H65V198H64ZM89 200V199H88ZM93 200V199H92ZM121 200V199H120ZM188 200V199H187ZM11 201V200H10ZM14 201V200H13ZM12 201V202H13ZM58 201V200H57ZM66 201V200H65ZM71 201H72V198H71ZM111 201V200H110ZM171 201V200H170ZM174 201V200H173ZM172 201V202H173ZM183 201V200H182ZM191 200H189V202H190ZM34 202H35V200H34ZM37 203H38V201H36ZM40 202V201H39ZM44 202V201H43ZM46 202H48V201H46ZM69 203H71L70 202V199H69V201H68ZM90 202V201H89ZM114 202V201H113ZM131 202V201H130ZM134 202V201H133ZM175 202V201H174ZM13 203H15V202H13ZM32 203V202H31ZM51 203V202H50ZM53 203V202H52ZM62 203V202H61ZM67 203V202H66ZM83 203V202H82ZM107 203V202H106ZM109 203V202H108ZM158 203V202H157ZM171 203V202H170ZM169 203V204H170ZM7 204H9L8 202H7ZM28 204V203H27ZM41 204H42V201H41ZM47 204V203H46ZM54 205H55V203H53ZM52 204V205H53ZM60 204V203H59ZM86 204V203H85ZM110 204V203H109ZM134 204V203H133ZM164 204V203H163ZM166 204V203H165ZM164 204V205H165ZM169 204H167V205H169ZM172 204V203H171ZM170 204V205H171ZM25 205V204H24ZM51 205V206H52ZM67 205V204H66ZM74 205V204H73ZM79 205V204H78ZM112 205V204H111ZM110 205V206H111ZM124 205H125V203H124ZM169 205V206H170ZM44 206V205H43ZM47 206V205H46ZM51 206H49V207H51ZM62 206V205H61ZM69 206V205H68ZM74 206H76V205H74ZM88 206V205H87ZM90 206V205H89ZM88 206V207H89ZM20 207V206H19ZM21 207H22V205H21ZM40 207H41V205H40ZM56 207V206H55ZM62 207H64V206H62ZM61 207V208H62ZM67 207V206H66ZM73 207V206H72ZM83 207V206H82ZM125 207V206H124ZM133 207V206H132ZM135 207V206H134ZM149 207H151V206H149ZM15 208V207H14ZM23 208V207H22ZM52 208V207H51ZM50 208V209H51ZM111 208V207H110ZM114 209H115V211H116V213L117 212H119V210L120 209H123L121 206H118V204L115 206V207H113ZM129 208V207H128ZM155 208H157V207H154V210H155ZM169 208H171V207H169ZM29 209H31V208H29ZM37 209V208H36ZM36 209L35 210H33L34 212L36 211ZM49 209V208H48ZM53 209H55V208H53ZM58 209V208H57ZM57 209H55V210H57ZM64 209V208H63ZM66 209V208H65ZM72 209V208H71ZM83 209V208H82ZM109 209V208H108ZM107 209V210H108ZM153 209V208H152ZM14 210V209H13ZM19 210V209H18ZM17 210V211H18ZM25 210V209H24ZM23 210V211H24ZM73 210V209H72ZM111 210V209H110ZM124 210V209H123ZM134 210V209H133ZM151 210V209H150ZM8 211V210H7ZM16 211V212H17ZM26 211V210H25ZM28 211V210H27ZM52 211V210H51ZM60 212H58V213H62L61 212V210H59ZM87 211H89V210H87ZM106 211V210H105ZM129 211H130V209H129ZM135 211V210H134ZM137 211V210H136ZM135 211V212H136ZM164 211V210H163ZM15 212V211H14ZM19 212H21V211H19ZM100 212V211H99ZM103 212V211H102ZM131 212V211H130ZM155 212H158L157 210L155 211ZM166 212H168V211H166ZM5 213H6V211H5ZM12 213V212H11ZM21 213H23V212H21ZM26 213V212H25ZM33 213V212H32ZM57 213V212H56ZM96 213V212H95ZM107 213H109L108 211H107ZM112 213V212H111ZM139 213V212H138ZM8 214V213H7ZM15 214V213H14ZM13 214V215H14ZM79 214V213H78ZM83 214V213H82ZM82 214H80V215H82ZM84 214H87V212L85 211L84 212ZM99 214V213H98ZM103 214V213H102ZM131 214V213H130ZM164 214V213H163ZM29 215V213H27V216ZM31 215V218H33L32 216H34V215H32V214H30ZM35 215H36V213H35ZM48 215V214H47ZM53 215V214H52ZM51 215V216H52ZM69 215V214H68ZM68 215H67V218H68ZM71 215V214H70ZM92 215H94V214H92ZM99 215H101V214H99ZM98 215V216H99ZM104 215V214H103ZM105 215H107V214H105ZM111 215V214H110ZM118 215V213L116 214V215H114V216H117ZM120 215V214H119ZM118 215V216H119ZM162 215V214H161ZM224 215H226V217L224 216ZM228 215V216H227ZM43 216H45V215H43ZM117 216V217H118ZM133 216V215H132ZM131 216V217H132ZM138 216V215H137ZM143 215L141 214V217H142ZM153 216V215H152ZM11 217V216H10ZM37 217V216H36ZM46 217V216H45ZM80 217H82V216H80ZM80 217H78V219L80 218ZM111 217H112V215H111ZM120 217V216H119ZM118 217V218H119ZM122 217H124V216H122ZM130 217V216H129ZM140 217V216H139ZM158 217V216H157ZM13 218V217H12ZM11 218V219H12ZM27 218V217H26ZM26 218H24L25 220H27ZM59 218V217H58ZM88 218V217H87ZM86 218V219H87ZM96 217H94V219H95ZM102 218V217H101ZM147 218H149V217H147ZM155 218V217H154ZM163 218V217H162ZM1 219V218H0ZM50 219V218H49ZM57 219V218H56ZM89 219L90 220H93V218H88L87 220H86V222H84V224H81L82 226H83V229H88V223H89ZM104 219V218H103ZM103 219H102V222H103ZM124 219H126V218H124ZM131 219H134L133 217L131 218ZM135 219H137V218H135ZM144 218H142V220H143ZM146 219V218H145ZM157 219V218H156ZM29 220H30V218H29ZM28 220V221H29ZM41 218L39 219V220H36V221H38V222H40L41 223ZM45 220V219H44ZM82 220V219H81ZM98 220V219H97ZM117 219H115L114 218V220H113V222L114 221H116ZM118 220H120V219H118ZM129 220V219H128ZM158 220V219H157ZM156 220V221H157ZM159 220H161V217H160V215H159ZM164 220V219H163ZM31 221V220H30ZM47 221V220H46ZM74 221V220H73ZM73 221H70V222H73ZM94 221H96V220H94ZM99 221H101V219L99 220ZM111 221V220H110ZM138 221V220H137ZM151 221V220H150ZM155 221V220H154ZM162 221V220H161ZM13 222V221H12ZM42 222H43V220H42ZM75 222V221H74ZM73 222V223H74ZM79 222H81L80 220H79ZM130 222H132V221H130ZM158 223H159V221H157ZM45 223V222H44ZM63 223V222H62ZM73 223H72V225H73ZM76 223H77V221H76ZM101 223V222H100ZM127 223V222H126ZM161 223V222H160ZM24 224V223H23ZM26 224V223H25ZM49 224V223H48ZM51 224V226H50V229H51V227H52V223H50ZM54 224H56L55 222H54ZM67 224H68V222L67 223H65V225L67 226ZM78 224V223H77ZM98 223H96V225H97ZM106 224H108V223H106ZM111 224V223H110ZM110 224H108L107 226H109ZM115 224V223H114ZM120 224H122V223H120ZM135 224H136V222L134 223V224H131L132 226H127V225H121V227L119 228L118 227V229L116 230L117 231V234H118V238L119 239H122V238H125V236H127L126 234L127 233H130V235L132 234V232L134 231V230H138V228L137 227H135ZM139 225L141 224L140 222L138 223ZM150 224H151V222H150ZM149 224V226H151ZM154 224H155V222H154ZM157 224V223H156ZM155 224V225H156ZM16 225V224H15ZM30 225H32V224H30ZM29 225V226H30ZM59 225V224H58ZM69 225V224H68ZM96 225L94 226V227H96ZM117 225V224H116ZM138 225V226H139ZM158 225V224H157ZM12 226V225H11ZM18 226V225H17ZM20 226H21V224H20ZM26 226V225H25ZM24 226V227H25ZM47 226V225H46ZM70 226V225H69ZM75 226V225H74ZM90 226H91V224H90ZM115 225H113L112 227H114ZM160 226V225H159ZM169 226H167V229H168V227ZM19 227V226H18ZM72 227V226H71ZM77 227V226H76ZM79 227V226H78ZM105 227V226H104ZM110 227V226H109ZM140 227V226H139ZM155 227V226H154ZM166 227V226H165ZM173 227H175V226H173ZM13 228V227H12ZM26 228V227H25ZM54 227H52V229H53ZM58 228V227H57ZM61 228V227H60ZM65 228V227H64ZM97 228V227H96ZM142 227H140L139 229H141ZM147 228H148V226H147ZM150 228V227H149ZM153 228V227H152ZM151 228V229H152ZM161 228V227H160ZM162 228H163V226H162ZM24 229V228H23ZM44 229V232H45V227L43 228ZM49 229V230H50ZM59 229V228H58ZM63 229V228H62ZM82 229V227H81V229H78V231L79 230H83ZM90 229V228H89ZM114 229V228H113ZM12 230V229H11ZM28 230V229H27ZM34 230V229H33ZM46 230H47V228H46ZM48 230V231H49ZM85 230V231H86ZM100 229H98V231H99ZM106 230V229H105ZM110 230V229H109ZM154 230V229H153ZM16 231V230H15ZM18 231V230H17ZM19 231H20V229H19ZM19 231H18V233H19ZM36 231V230H35ZM51 231V230H50ZM58 231V230H57ZM77 231V232H78ZM96 231H97V229H96ZM95 231V232H96ZM110 231H112V230H110ZM148 231H149V229H148ZM166 231V230H165ZM20 232H22V231H20ZM26 232V231H25ZM101 232H103V231H101ZM137 232V233H138ZM164 232V231H163ZM13 233H14V231H13ZM49 233H51V232H49ZM58 233V232H57ZM80 233V232H79ZM82 233V232H81ZM97 233V232H96ZM106 233V232H105ZM22 234V233H21ZM26 234V233H25ZM29 234V233H28ZM52 234V233H51ZM54 234V233H53ZM72 234V233H71ZM77 234V233H76ZM100 234V233H99ZM110 234H111V236H112V233L110 232ZM27 235V234H26ZM48 235V234H47ZM64 235V234H63ZM65 235H67V234H65ZM73 235V234H72ZM85 235V234H84ZM100 235H102V234H100ZM146 235L148 236V238L146 237ZM18 236V235H17ZM22 236V235H21ZM25 236V235H24ZM30 236V235H29ZM51 236H54V235H51ZM56 236V235H55ZM69 236V235H68ZM74 236V235H73ZM104 236H106V235H104ZM1 237V236H0ZM19 237V236H18ZM31 238H30V241H29V243H28V249H27V251L25 252L24 251V255H23V257H22V264H40L39 262H37L38 260H36V257H35V254H33L34 253V246L35 245H41V246H43V245H47V244H49V242H48V239H47V236H45V234L44 233H41V234H39L38 232H36V234L35 233H33L32 232V235L30 236ZM58 237V236H57ZM107 237V236H106ZM105 237V238H106ZM129 237V236H128ZM28 238V237H27ZM48 238H50V236L48 237ZM52 238V237H51ZM104 238V239H105ZM109 238V237H108ZM127 238V237H126ZM18 239V238H17ZM25 239V238H24ZM57 239H59V237L57 238ZM57 239H56V241H57ZM61 239H62V236H61ZM64 239H66V237L64 238ZM107 239V238H106ZM160 239V240H161ZM8 240H9V237H8ZM22 240H23V238H22ZM63 240V239H62ZM99 240V239H98ZM20 241V240H19ZM28 241V240H27ZM26 241V242H27ZM53 241H54V238H53ZM67 241L69 242V239L67 238ZM102 241V240H101ZM187 241H189V242H191V243H187ZM15 242V241H14ZM59 242V241H58ZM62 242V241H61ZM71 242V241H70ZM77 242V240L75 241V243ZM80 242V241H79ZM145 242V243H146ZM19 243V242H18ZM24 243V242H23ZM47 243V244H46ZM54 243V242H53ZM90 243V242H89ZM88 243V244H89ZM133 243V242H132ZM132 243H130L131 245H132ZM8 244V243H7ZM52 244V243H51ZM55 244H57V243H55ZM86 244H87V241L86 240H84V241H82V243L81 244H77L78 246H79V248H81V251H82V253L83 254H85V250H84V248L86 247ZM114 244V243H113ZM11 245V244H10ZM19 245V244H18ZM21 245V244H20ZM20 245L18 246V247H20ZM69 244H67V246H68ZM101 245V244H100ZM103 245V244H102ZM163 245V244H162ZM166 245V244H165ZM25 246H26V244H25ZM57 246H58V244H57ZM66 246V247H67ZM70 246V245H69ZM90 246V245H89ZM92 246V245H91ZM98 246H99V243H98ZM103 246H105V245H103ZM170 246V247H171ZM27 247V246H26ZM52 247H54V246H52ZM76 247V246H75ZM100 247V246H99ZM110 247V246H109ZM132 247H133V245H132ZM139 247V248H138ZM143 247V246H142ZM8 248H10V247H8ZM15 248V247H14ZM13 248V249H14ZM23 248V247H22ZM40 248V247H39ZM44 248H46V247H44ZM55 248H57V247H55ZM62 248V247H61ZM64 248V247H63ZM70 248H72V247H70ZM93 248V247H92ZM107 248V247H106ZM172 248V249H173ZM1 249V248H0ZM19 249V248H18ZM26 249V248H25ZM38 249V248H37ZM47 249V248H46ZM69 249V248H68ZM90 249V248H89ZM96 249V248H95ZM145 249H146V247H145ZM148 249V248H147ZM67 250V249H66ZM69 250H71V249H69ZM76 250V249H75ZM74 250V251H75ZM152 250V249H151ZM161 250H162V248H161ZM5 251V250H4ZM11 250H9V252H10ZM18 251V250H17ZM65 251V250H64ZM89 251H91V250H89ZM148 251V250H147ZM200 251V252H201ZM211 251H213V252H211ZM13 251H11L10 253H12ZM97 252V251H96ZM166 252V251H165ZM171 252H172V250H171ZM199 252V251H198ZM210 252L212 253V254H210ZM2 253H4V252H2ZM23 253V252H22ZM41 253V252H40ZM49 253H50V251H49ZM63 253V252H62ZM72 253V252H71ZM78 253V252H77ZM88 253H90V252H88ZM155 253V252H154ZM192 253H193V251H192ZM197 253V252H196ZM19 254V253H18ZM58 253H56V255H57ZM78 254H81V252H79ZM160 254V253H159ZM21 255V254H20ZM49 254H47V256H48ZM75 255V254H74ZM74 255H73V257H74ZM118 255V254H117ZM172 255V254H171ZM177 255V254H176ZM178 255H177V257H178ZM58 256V255H57ZM57 256H56V258H57ZM77 256V255H76ZM79 256H81V255H79ZM83 256V255H82ZM95 256V255H94ZM145 256V255H144ZM159 256V255H158ZM49 257H51V254H50V256ZM59 257V256H58ZM78 257V256H77ZM170 257V256H169ZM179 257V258H180ZM201 257V258H202ZM47 258V257H46ZM53 258V257H52ZM66 258V257H65ZM79 258V257H78ZM99 258H100V256H99ZM103 258H104V256H103ZM152 258V257H151ZM200 258V259H201ZM21 259V258H20ZM136 259V258H135ZM138 259V260H139ZM16 260V259H15ZM52 260H54V259H52ZM58 260H59V258H58ZM67 260V259H66ZM69 260V259H68ZM77 260V259H76ZM80 260V259H79ZM95 260V259H94ZM117 260V259H116ZM142 260H144V259H142ZM152 260V259H151ZM139 261H141V260H139ZM168 261V260H167ZM173 262H175V260H172ZM177 261V260H176ZM201 261H199L198 260V262H197V264H199ZM14 262V261H13ZM47 262H49V261H47ZM56 262V261H55ZM58 262V261H57ZM69 262V261H68ZM16 263V262H15ZM14 263V264H15ZM51 263V262H50ZM53 263V262H52ZM61 263V262H60ZM70 263V262H69ZM171 263V262H170ZM180 263V262H179ZM0 264H13L12 262H9L3 255H1L0 254ZM71 264V263H70ZM89 264V263H88ZM91 264V263H90ZM117 264V263H116ZM127 264H129V263H127ZM145 264V263H144ZM147 264V263H146ZM176 264H178V263H176ZM192 264V263H191ZM196 264V263H195Z\"/></svg>",
	"mask_w": 264,
	"mask_h": 264
}]
</instances>
